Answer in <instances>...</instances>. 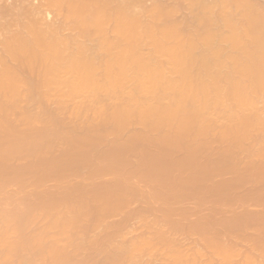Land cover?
Instances as JSON below:
<instances>
[{
	"label": "bare ground",
	"instance_id": "bare-ground-1",
	"mask_svg": "<svg viewBox=\"0 0 264 264\" xmlns=\"http://www.w3.org/2000/svg\"><path fill=\"white\" fill-rule=\"evenodd\" d=\"M145 1H144V5H146ZM147 1H149V0H147ZM159 1H161V0H159ZM174 1H176V0H174ZM185 1H186V3L188 2L187 5H188V7L190 9V10L189 9L188 10L190 11V18L192 19L191 21H193V22L196 21L198 24H200L199 27L202 28V30L200 29L198 31L199 27L198 28L195 27L194 25H196V24H192V22H191L190 25H191V27L193 25L194 29L192 27L188 31V29L185 27L186 30L188 31L187 32V31H185L182 28L183 25H184L183 22H182L183 25H181V28H182V30H184V33L185 32L188 33V34L185 33L187 35H183V33L181 32L180 28L179 29L177 28V27H180V26H178V25L174 26V24H176V23L173 22V24H172V22H170V19H174V18H171V16L174 15V12H176V11H174V10H176V7L174 6L172 8H168L167 9L166 8L167 6L162 7V6H159V5L155 4L154 2H157L156 0L152 1L153 2L152 4H155V5H153L152 8H151L152 5L150 7H147L148 5H146L145 6L146 9L145 8H140L141 5H143L142 3H140V2H143L142 0H0V117L1 118L2 117L5 118V120H6V118L9 117V114L11 113V109L12 110L16 109L15 107H13L11 105L15 104L18 100L21 102V100L24 98L25 95H23L22 99L18 98L21 94H23V93H19V90L21 89V87H22L21 90H23V83L22 82H23V80H25V79L22 78L23 75H21V74H26L27 75L29 73V76L35 77L36 80H40V84L37 85L39 91H40V89H42V91H43V89L46 88V90H45L46 93H47V91H50L51 93L56 94V96H54V97H52L49 94V96H50L49 98L51 100L55 99V101H57V102L59 100L63 101L62 98H60V99L58 98V100H57L56 97H58V96H60V97L63 96V97H68V98L69 97H77V96H79L80 99H82L81 96H83V97H85V99L83 98L82 101H80V99H76L78 101H76L75 104H77V102H81V103L83 102L84 103V101L87 100L86 102H88L89 105H90V103L95 102L94 100L97 99V98L93 97L92 94H94V93L96 94L98 92V94H96V95H97V97H99L98 95H100L99 98L102 101V99L105 97L103 94H105L104 92H106V91L108 93L105 94V95L106 96L109 95L107 97H110V98H107V100L109 99L108 102L110 100H112V102L115 103V102H117L118 99H120V96L122 97V99H125V101H127V102L130 99L131 100L130 102H132V105H136V106L127 105L126 106L127 109L123 106V108L126 109V110H124V109L121 110V108L118 106L119 107L118 110H121L122 114L119 113L118 111H116L117 108H114V106H116V103L114 105L112 102H110L109 104L112 103L114 106H112V108L111 107H107L106 108V106H110V105H106L108 103L106 101V98L104 99L105 102L104 103L101 102L100 105L98 104L100 102L97 101L96 102L97 105L100 106L98 108H101L102 104H104L105 108L109 112L111 111L110 109H112V111L115 109L114 111L116 113H119V114H116V113H113L114 112L113 111V112H110V114L111 115L114 114V115L110 116V115L107 114V112H104V117L101 116L99 118V120H97V119H98L99 115H101V114L95 115V118H94V115H93V117L90 118L88 116L91 115V114H87V113H89V112H87L86 115H88V116L83 117L84 112L88 111V110H86V108L83 107V105L85 106L86 102L84 104L82 103L83 105L79 104L81 106H79L78 104L76 106L73 103L74 100L72 101L71 98H69V100H68L69 103H67V104H70V102H72L71 105H74V106H72V107H67L66 106V108H65V105H67V104H65L66 102L64 103L65 100L63 101V103H64L63 106L61 105V104H63L62 102H58V103L55 102L57 105L59 104V106L62 107L61 108L62 110H66V109L70 108V111H71L70 114L73 113L75 111V109H77L76 107H78V108L79 107H83V108L80 109L81 111H83L82 109L86 110V111L84 110L82 112L83 114L81 113V111L79 112L78 109L76 110L79 113H81L80 116H79V117H81L80 119L85 120V118H89L91 121L89 120L88 122H91V123H93L92 121L95 120L96 118H97L96 120L98 122L107 121L109 123V125H114V127L112 126L113 132H114L115 129L118 130L116 132L117 135L118 134L119 135L122 134V133H119V132L122 131V130H119V129H123V130L126 129V128H124L125 127V123H126V117H129V119H130L131 116L137 115L134 118L135 120H133V117H132V119L130 121H132V120L135 121V122L138 121L139 119L136 120V118H138V116L140 118H143V119H145V117H146V120L147 119L148 120L147 121L145 120V121L148 122V124L147 123H143V124H145L146 126L147 125L152 126L151 128H154V127L157 128V126H159V128L155 129V131H156L155 135L158 134L162 130L161 127L165 126L168 123L170 124L171 121L172 122L177 121V120H175L176 118L177 119H182V118L186 117L188 119V117L189 118L191 117L192 120H190V121L187 120V122H186L185 121L186 119H185V120H183V121H185V123L184 122H180V124H182L183 127L184 126L185 127H189L190 126L189 129L195 130L194 132H196V133L195 134L191 133L192 131H190V130H189L190 132L183 131V135L182 136L185 135L184 133H186V134L189 133V134H194L193 136L199 137L200 136L199 134L200 133L204 134L205 130L208 133H210L211 131L213 132L214 129L216 128L215 126H217L216 124L214 125V123L216 122L215 118H216V116L221 115L222 117H226V118L230 119V122H229L228 125H225V126H224V124L222 125V126H224V128L227 126V129H228V131H230V133H228V131H225V130H223V131L227 132V135L230 134L229 136H231L232 138H233V135L235 136V133H236L237 137L241 136V137H238V138L235 136L233 138L237 142H235L233 139H230L231 137H229L230 141L231 140L234 141V142H231L230 145L233 146V148H234L235 147L234 144H236V147L240 148L241 144L245 143L244 141H246L244 137H248V139L251 138V137H249L250 134H248V133H250V132H248V131H246L247 133L244 132L245 133L244 137H242V135L244 133H239L238 131H241L243 128H246V127L250 130L251 129L250 128L251 125H254V124H255L254 126L260 125L257 128H259V127L262 128L261 124H264V121H262V123H260L261 120H264V111L262 112V110H260L261 108H259V107H258L259 109H257V106H259L257 104L264 97V95H263V97L261 99H259V97L257 95L259 93L264 92V0H262L261 4L258 3L260 0H257L258 2H256L255 0H218V1L214 0V2H216L215 4H219L220 6L212 4L214 2L210 3V1H208V0H206V2L203 1V0H185ZM172 2H173V0H172ZM180 2H182V1H180ZM209 3L212 6H210ZM163 5H165V4H163ZM167 5H169V4H167ZM172 5H173V3H172ZM135 6L137 8H135ZM216 6L217 7L219 6L218 7L219 8V12H218V10L214 11V12H216V14H215V13H213V9L214 10L217 9ZM228 6L233 8V9L229 8ZM133 7H134V9H133ZM179 8H180V6H179ZM179 8H178V10H179ZM141 9H145V10H141ZM140 10H141V12H140ZM136 11H138V12H136ZM144 14H146V15H144ZM180 15H182V14L180 13ZM186 18H187V16H186ZM180 20L182 21L183 19L180 18ZM198 24H197V26H198ZM189 28H190V26H189ZM67 31L71 33L68 36L65 34V33H67ZM89 40H92V41H89ZM76 41L78 43H74ZM86 42H88V43H86ZM88 44H90L92 46H90ZM33 73H35V75H37V76H35ZM27 77H28V75H27ZM35 78H29L28 77V82L31 83L30 81L31 80L34 81ZM248 80L249 81L251 80L250 81L251 84H248L249 83V82H247ZM253 80L255 82H253ZM25 83H26V80H25ZM252 83H254V84H252ZM29 85H32V83L29 84ZM42 85H43V87H41ZM24 89H26V88H24ZM28 89H30V88L28 87ZM42 91L39 92L41 95H43ZM102 91H104V92H102ZM133 91L137 92L136 95H138V96H136L134 94L135 92H133ZM46 93L44 94L46 97L43 95L44 96L43 100L45 98H47L49 100V98L47 97ZM86 93H90L91 94V96L89 94L88 95L90 97H92L91 99L93 101H91V102L88 101V99H90V97H86ZM100 93H102V94H100ZM54 94H52V95H54ZM80 94H81V96H80ZM83 94H85V96ZM102 95H103V98L101 97ZM43 96H41V97H43ZM123 96H125V97L123 98ZM147 96H150L151 98L154 97L155 101H153V99H151V98H149ZM26 97H28V96H26ZM111 97H114L116 101H114ZM255 97H257V98H255ZM12 99H13V101H15L17 99V101L13 102ZM47 99H45V100H47ZM5 100L6 101L7 100H11L13 102L12 104L8 103V104H11L10 105L11 108H9V107L7 108V106L4 107V105H7ZM39 100H41V99L39 98ZM32 101H34V100H32ZM47 101H45V102H47ZM24 102H26V101L24 100ZM120 102L122 103V101H120ZM88 103L86 105H88ZM16 104L18 105V103H16ZM16 104H15V106L17 107ZM37 105H39V103ZM71 105H69V106H71ZM89 105L87 106V108L91 109L92 106L90 105L91 107H89ZM123 105H126V104L124 103ZM47 106H49V105H47ZM21 107H23V106H21ZM72 108L73 109L75 108V109L71 110ZM8 109H9L10 112L7 111ZM94 109H97V106H96V108H94V107L92 108L93 111H94ZM22 110H26V109H22ZM258 111H260V112H258ZM12 112H14V111H12ZM39 112H41V111H39ZM65 112H67V111H65ZM78 112H76V113H78ZM133 112H135V113H133ZM79 113L75 114V115L78 116ZM101 113H103L102 110H101ZM259 113H260V115H259ZM5 114L6 115L8 114V116L4 117ZM12 114H14V113H12ZM24 114H26V113H24ZM41 114L43 115V113H41ZM131 114H133V115H131ZM27 115L28 114H26L24 116L26 117ZM19 116H21L20 117V118H22L21 120L24 121L23 118H25V117H23V114L19 115ZM34 116H35V114H34ZM39 116H41V115H39ZM49 116H51V114ZM113 116H115V117L119 116L120 120H122V121L124 120L123 121L124 123L122 125L123 127L121 126L122 123L120 124V122H118V120L116 121V123H118V124H112V123L115 122L114 120H112ZM15 117H17V116H15ZM79 117H77V118H79ZM105 117H107V118H105ZM123 117L125 119H123ZM153 117L157 121H161V120L163 121L164 120L163 124H161L162 121H161V123L154 122L152 120ZM180 117H182V118H180ZM192 117L193 118H195V117L198 118L199 122L201 121L200 117H212V118H207L206 120L203 119V120H205L204 122L210 121L209 124H207V123H203L202 122L203 120H202L201 122L203 123V126L202 125H198V124L189 125V123L196 121V118L193 119ZM258 117H259V119L256 120V118H258ZM32 118H35V117H31V118L27 117L25 122L26 123H27V121L31 122V123H29V122L27 123L28 126L29 125L30 126H38V125H35L34 123L39 122L40 119L36 122L37 118H35L36 119L35 121H34V119L31 120ZM61 118H63V117H61ZM70 118H72V116ZM109 118H112V119H109ZM226 118H225V121L228 120ZM43 119H44V117H43ZM49 119H51V118H49ZM143 119L139 120V122L140 121L145 122ZM210 119H214V120H210ZM13 120H15V118ZM87 120L88 119H86L85 124H86ZM110 120H112V121H110ZM252 120H254L253 121V122H255L254 124H252V122H251ZM258 120H260V122H258ZM179 121H181V120H179ZM222 121H224V119H222ZM2 122H6V121H1L0 123H2ZM142 122H140V124L138 122H136V123L139 124V125H143ZM151 122H152V124L150 125ZM164 122H168V123L165 124ZM172 122H171V124H172ZM199 122H197V123H199ZM212 122H214V123H212ZM256 122H258L260 124H258ZM7 123L8 122L2 123L4 125L0 124V125L4 126V128H1V126H0V130L6 129L5 130L6 133L9 132L8 131L9 129H7V127L5 128V124H7ZM42 123H43V121H42ZM91 123H88L85 126H91L92 125ZM104 123H103V125H105ZM153 123L154 124L156 123L157 125H153ZM174 123H176V122H174ZM210 123L212 125H214V126L210 127L211 131L208 129L209 127L206 128V126H209ZM220 123H223V122H221V120H220ZM94 124H96V123H94ZM159 124H161V125H159ZM169 124H168V127L170 126ZM205 124H207V125L205 126ZM65 125H67V124H65ZM117 125H118V128H119V126H121L122 128L118 129ZM187 125H189V126H187ZM195 125H197V128L199 126H202V128H204V131H202L203 129H197ZM7 126H9V125H7ZM232 126H234V127H232ZM46 127H50V126H46ZM130 127H132V126H130ZM168 127L166 125L164 127V129H163L164 132L161 131L163 133H160V134H162V137L164 138V140H167V139H165L166 138L165 135H167V134H165V131L166 132L169 131V130H166ZM171 127H173L175 129L177 127V125L173 124ZM192 127L195 128V129H193ZM212 127H214V128L212 129ZM25 128L27 129L28 127H25ZM40 128H38V129H40ZM151 128H149V129H151ZM236 128H240L241 130L237 129V130H235L237 132L232 133V130L234 131V129H236ZM247 128H246V130H248ZM254 128L256 129V127H254ZM263 128H264V126H263ZM21 129H23V128H21ZM34 129H36V128H34ZM57 129H59V128L57 127ZM158 129H159V132H157ZM177 129H175V131H177ZM255 129L250 130V131H256V133H259L257 131L260 130V132L262 133L263 129L262 130L260 128H259V130H255ZM10 130H12V129H10ZM51 130H52V128H50V131ZM196 130H198L200 132H198ZM26 131H28V130H26ZM31 131H33V130H31ZM153 131H151V132L149 131V134L146 133L148 135L144 139H149L150 137L154 136L153 133H152ZM243 131H245V129H243ZM243 131H241V132H243ZM5 132H3V130H2V133H5ZM224 132H222V133H224ZM2 133H0V134L3 135ZM6 133H5L6 137L4 136L5 139H1L0 141H3V140L7 139V137H8L7 135H9V134H6ZM33 133H35V132H33ZM56 133L58 134V132H56ZM222 133H220V131H219V133H218L219 134V137H218L219 139H221V137H220L221 135H224V136L226 135L225 133L224 134H222ZM36 134H38V133H36ZM41 134L42 133L40 132V134H39L40 136L38 135L39 137L37 135L33 134V135H35L34 137L39 139V140L37 139L38 141L36 140V142H34L35 140L31 137V135H29L32 140L28 139L27 141H29V142L25 141L31 147L30 148L31 150L29 152H31L33 149H35V151H36L37 148H39V150H37V152H40V150L43 149L41 146H46L47 145L46 143H48L49 141L46 138L44 139L45 133L42 136H41ZM82 134H84V132ZM90 134H92V133H90ZM101 134H103V133H101ZM150 134L152 136H150ZM160 134H158L160 136L159 139H160V141H163V140H161L162 138H161ZM189 134H187L186 136H188ZM240 134H242V135H240ZM246 134H247V136H246ZM1 135H0V138H2ZM53 135H56V134H53ZM62 135H64V134H62ZM77 135L80 136L79 134H77ZM142 135L144 137L145 133H143ZM204 135H201V136H204ZM56 136H54V138ZM96 136H98V135H96ZM100 136H102V135H99V137ZM167 136L168 137H175V136H172V135H167ZM259 136L260 135H258L257 137H259ZM263 136H264V133H263ZM11 137H13V136H11ZM27 137L25 136V138H27ZM40 137L43 138V139H41ZM59 137H61V136H59ZM108 137H110V136H108ZM138 137H139V135L136 134L135 138L137 139ZM190 137H191V135H190ZM257 137L255 136V138H257ZM260 137H259V139H260ZM13 138H15V137H13ZM62 138H65V137H62ZM115 138H117V137H115ZM128 138H130V137H128ZM175 138L173 140H175ZM177 138H176L177 140H175V144H177V145L171 144L172 140H169L171 143L168 142V141H165L168 144V145L167 144L166 145L167 146H171V147L174 148V147H178L179 144H181L183 142L182 141L183 138L186 140V137H182V139H179V137H177ZM240 138L242 139V142H241V144L239 143L240 145H238V142H240V140H239ZM9 139H10V137L8 138L7 142H9ZM189 139H191V138H189ZM215 139H217V138H215ZM227 139L228 138L225 139V137L223 139V137H222V140H227ZM24 140H26V139H24ZM41 140H44V141H41ZM70 140L71 139H69V141ZM150 140H152V139L150 138ZM179 140L182 141V142H180ZM195 140H196V138H195ZM229 140H227L228 142L226 141L225 145H227V143L228 144L230 143ZM262 140H264V139H261L260 141L259 140L258 141L256 140V141L257 142H264ZM14 141H17V140H14ZM62 141L65 142L64 140H62ZM111 141H114V142L117 143V141H115V140H111ZM144 141H146V140H144ZM176 141H179V144ZM4 142H0V144L4 143ZM13 142H11V143H13ZM17 142H21V146L17 147V148H21V149H18V150H20V151H18L17 148L13 149L12 145H11L9 150H11L13 152V154H15V152H17V154L19 156L20 154L18 152L22 153L23 151L29 150V146H25V142L22 143V141H20V140L17 141ZM31 142H32V144H30ZM41 142H43V145L39 144L40 146H37L38 143H41ZM44 142H46V143H44ZM66 142H68V141H66ZM155 142L159 143L158 141H155ZM165 142H162V146H163V144H165ZM194 142H196V141H194ZM194 142H191V143L195 144ZM222 142H225V141H222ZM58 143H60V142H57V144ZM84 143L87 144L88 142H84ZM5 144H6V142L4 144H1V145H5ZM44 144H46V145H44ZM182 144H186V142L182 143ZM255 144H257V143L255 142ZM260 144L262 145V143H260ZM7 145H5V146H7ZM22 145H24V147H26V148L28 147L27 150L26 149L23 150L24 147ZM31 145L35 146V148L33 146H31ZM172 145H174V146H172ZM61 146L63 147L64 145H61ZM162 146L160 145L159 147L162 148ZM165 146H163V147H165ZM188 146H190V145H188ZM242 146H245V144H243ZM262 146H264V144ZM49 147H51V145H49ZM191 147H192V149L194 148L193 146H191ZM248 147H250V146H248ZM248 147H243V148L241 147L240 149H244V151L246 150L245 153L248 152L247 154H251V153L253 154L254 153L257 156L256 159L258 158V155L255 153V151L264 153L263 151H257L255 149H253L254 147H250V148H252V151L253 150H255V151H253V152L251 151L249 153V150H251V149L248 148ZM259 147H260V145H259ZM141 148H143V146ZM180 148H178V149H180ZM196 148L197 147H195L194 149H196ZM205 148H208V147L205 146L203 149H205ZM227 148H229V147H227ZM260 148H256V149H259V150L264 149L262 147H260ZM0 149L3 150V151H0V154L2 156L11 158V157H15V155H16V154L15 155H13V154L9 155V151H8V149H5V147L4 148H0ZM60 149H62V148H60ZM123 149H125V148H123ZM146 149H149V148H146ZM156 149H157V147H156ZM162 149H164V148H162ZM168 149H170V148H168ZM218 149H220V148H218ZM236 149H238V148H236ZM240 149H238V150L240 151ZM21 150H23V151H21ZM46 150H48V149H46ZM54 150H56V149H54ZM83 150H85V149H83ZM113 150H115V149H113ZM158 150H160V149L158 148ZM171 150H173V149L171 148ZM215 150H216V148H215ZM51 151H53V150H51ZM174 151H176V150H174ZM190 151H192V150H190ZM41 152H43V151H41ZM80 152H82V150ZM88 152L89 151H87L86 153H88ZM112 152H114V151H112ZM219 152L222 153V151H219ZM2 153L3 154L5 153V155H3ZM114 153L116 154V152H114ZM145 153H147V152H145ZM186 153H188V152H186ZM190 153H192V152H190ZM221 153H218V154H221ZM229 153H225V154L228 155ZM232 153L233 152H231L230 154H232ZM237 153H239V152H237ZM241 153H244V152H241ZM6 154H8V155H6ZM38 154H40V153H38ZM38 154H35V155H38ZM48 154H50V152ZM54 154H56V153H54ZM234 154H236V153H234ZM252 154L249 155V156H252ZM1 155H0V157H1L0 160L4 159V160H2V162L5 161V160H9L8 158H2ZM40 155H42V154H40ZM205 155H207V154H205ZM222 155H224V154H222ZM222 155L220 156V158H222V157L226 158L225 156H222ZM18 156H16V157H18ZM48 156H50V155H48ZM69 156H71V155H69ZM115 156H117V155H115ZM166 156H168V155L166 154ZM234 156H237V155H234ZM259 156H264V155L263 154H261V155L259 154ZM30 157H32V156H30ZM33 157H35V156H33ZM42 157L44 158V156H42ZM75 157H77V156H75ZM157 157H159V156H157ZM211 157H214V156H211ZM130 158H132V156ZM220 158H218V159H220ZM251 158L253 159L254 157H251ZM14 159H17V158H14ZM27 159H25V161ZM189 159H191V158H189ZM230 159H231V157H230ZM240 159H242V158H240ZM44 160H47V159H44ZM119 160H121V158ZM138 160H139V158H138ZM153 160L155 161V159H153ZM153 160H151V162ZM254 160L255 159H253L252 163H255V165H259V166L263 165L264 166V158H263V161H261V162H263V164H260L261 162L259 163V161L261 159L255 160L256 162H254ZM115 161L118 162L117 160H114V162ZM158 161H160V160H158ZM164 161H166V160H164ZM172 161H175V160H172ZM190 161L191 160H189V162ZM202 161H204V160H202ZM233 161H232V163H234ZM241 162H243V161H241ZM0 163H1V161H0ZM168 163L170 164V162H168ZM221 163L222 162H220V166L223 167V165H221ZM224 163L225 162H223V164ZM235 163H237V162H235ZM247 163H245V165ZM252 163H250V166H252ZM160 164H161V162H160ZM228 164H230V163H228ZM7 165H9V164L7 163ZM14 165H18V164H14ZM142 165L144 166V164H142ZM155 165H157V164H155ZM164 165H167V163L163 164V166ZM206 165H208V164H206ZM217 165H219V164H217ZM108 166L111 167L110 165H108ZM190 166H192V165H190ZM230 166H232V165L226 166V168L228 169V167H230ZM87 167H89V166H87ZM113 167L115 168V166H113ZM132 167H134V166H132ZM172 167H174V166H172ZM211 167H212V165H211ZM253 167H254V169H253L254 171L256 170L255 168L258 169V170H256L258 174H259L260 170H261L260 173H264V171L262 172V168H261L262 166L259 167V168L257 166H253ZM27 168H29V167H25V169H27ZM119 168H121V167H119ZM127 168H128V166H127ZM238 168H241V167H238ZM131 169H133V168H131ZM227 169H225V170L227 171ZM10 170H12V169H10ZM17 170H19V169H17ZM156 170L157 169H155V171ZM162 170H165V169H162ZM231 170L228 169V172L231 171ZM92 171L90 173H92ZM110 171H113V170H110ZM169 171H171V170H169ZM197 171H198V169H197ZM220 171H221V169H220ZM226 171H225V174H226ZM2 172H3V170H2ZM4 172L6 173V171H4ZM14 172H16V171L14 170ZM130 172H131V170H130ZM110 173H112V172H110ZM125 173H127V171ZM150 173H152V172H150ZM167 173H169V172H167ZM87 174H89V173H87ZM106 174H107V172H106ZM121 174H124V173H121ZM137 174H138V172H137ZM244 174H247V173H244ZM15 175L16 174L14 173V178H12L13 176L11 175L10 177L12 179H10V180L8 179V180L3 181L4 180L3 179L0 182V186L2 187L5 184V182L6 183L9 182V184H10L11 181H14L13 179L16 180ZM20 175H21V173H20ZM24 175L27 178H29L31 176V175L30 176H26L27 174H24ZM98 175H99V173H98ZM255 175H257V174H255ZM1 176H4V175L0 174V177ZM66 176H68V175H66ZM112 176H114V175H112ZM119 176H121V175H119ZM153 176H155V175L153 174ZM167 176H165V177H167ZM221 176H223V175H221ZM236 176L237 175H235L234 177H236ZM263 176L264 175H262V177ZM4 177H6L5 179H7V176H4ZM16 177L18 178V176H16ZM37 177H39V176H37ZM49 177H51V176H49ZM57 177H58V175H57ZM137 177H139V176H137ZM217 177H219V176H217ZM234 177H232V178L234 179ZM249 177H251V176H249ZM123 178H124V176H123ZM29 179L31 180L32 178H29ZM161 179L164 180L163 178H161ZM206 179L207 178H205V180ZM0 180H1V178H0ZM18 180H16V183H17ZM141 180H143V179H141ZM175 180L178 181V179H175ZM260 180L257 183H259ZM31 181H33V180H31ZM56 181H60V180H56ZM124 181H127V180H124ZM238 181H235V182H238ZM241 181H243V179ZM248 181L249 180H247V182ZM39 182H41V181H39ZM39 182H37L36 184L40 185V184H38ZM247 182H244V183H247ZM20 183H22V182H20ZM28 183H30V181H28ZM118 183L119 184L120 183L124 184V183H122V181H120ZM153 183L156 184L155 182H153ZM176 183H178V182H176ZM30 184H31L30 186L33 187L32 185H34V183L33 184L30 183ZM41 184H43V182ZM105 184L107 185V183H105ZM126 184H128V183H126ZM174 184H175V182H174ZM241 184H243V183H241ZM21 185H24V184H21ZM94 186H96V185H94ZM182 186H184L186 188L188 187V185L185 186V184L182 185ZM182 186H179V187L181 188ZM37 187H39V186H37ZM90 187H92V186H90ZM108 187H110V186H108ZM162 187H163V185H162ZM179 187L175 186V188H177V189H179ZM192 187H194V188H192ZM192 187H189L192 190H189V188H187L189 191H187V190L183 191L184 189H181V191H177V189H173L172 188L176 192H174L173 194H171L172 193L171 192L168 196H167L168 193L166 194V192H167L166 191V187H164L165 189L163 188L164 190L163 189H159V188H157V189L153 188L152 190L155 189L157 193H158V189L161 190L162 193H161V195L159 197L163 198L162 194L164 193V194H166V195H164V199L166 201L165 200L164 201L165 202H169V200H170L171 203H172V201H179L180 202V200H183V199H186L187 197H190L192 195V193L194 192L193 190H195L199 186H192ZM244 187H246V185H244ZM33 188H35V187H33ZM119 188L117 186V188L115 190H113L112 188H111V190L116 192ZM122 188H124V187H122ZM122 188H121V190H125V191H123V193H125L126 191H128V189H130V188H126V187L124 189H122ZM255 188H257V187H255ZM3 189L4 188L0 189V191L1 190L3 191ZM82 189H84V187H82ZM249 189H251V188H249ZM105 190L108 191V193L106 192V194H109L108 196H110V195H112L114 193L112 191L110 192L109 188L105 189ZM105 190H102L104 192H102V191H99V192H102L101 194H103V193L105 194ZM133 190H135V189H133ZM197 190H199V189H197ZM137 191L141 192L138 189H137ZM137 191H135L136 193L135 192L134 193L137 194ZM218 191L219 192H217V194L219 193V195H222V193H220L222 190L220 189ZM38 192H40V191H38ZM84 192H86V190ZM119 192H120V189L116 193H119ZM156 192H155V195H156ZM233 192H234V190H233ZM33 193H37V192H33ZM71 193H73V192H71ZM121 193H122V191H121ZM131 193L133 194V191ZM199 193L200 192H198L197 194H199ZM256 193H254V194H256ZM16 194H18V192H16ZM43 194H45V192H43ZM68 194H70V193H68ZM106 194L104 195L103 198H105ZM158 194H160V193H158ZM213 194H216V192L213 193ZM4 195H1V196H4ZM34 195L35 194H32L30 198H32V196H34ZM78 195H80V194H78ZM100 195L96 194L94 197H96V196H98V197L94 198V200L91 199V201H93V203L95 204L94 207L96 208L97 206H99V205H96V204H99V203H96L97 200L99 202L101 200H103L102 201V205L99 206L98 208H96V210L99 209V211L101 212L102 215H106L105 213H110V212L121 210L122 208L125 207V205H127V201L129 200V199H127L128 196H126V198L124 199L126 193L125 194H120V196H122V197H120L118 199V201H115V200H117V198L119 196L110 198V200L107 201L109 197H107L106 199H103V198L99 199ZM114 195H115V193H114ZM142 195H144V192H143ZM259 195H261V194L259 193ZM72 196H74V195H72ZM101 196H103V195H101ZM152 196H154V195H152ZM195 196L196 195H194V197ZM60 197L61 196H59V198ZM85 197H87V196H84V198ZM110 197H112V196H110ZM134 197H136V196L134 195ZM144 197H146V196H144ZM156 197H158V196H155V198ZM213 197H215V196H213ZM219 197L220 196H218V198ZM9 198H7V199H9ZM71 198H66V197L64 199L61 198L62 200H60V201H55L54 199L53 200L50 199L52 201H47V200L46 201H40L41 200L40 199L39 200L40 202L37 201L38 202V206L35 207V208H31L30 205H25V206H29V207H25V206H23L21 201L12 202V205H10L8 202H7L8 204L5 202L9 206L5 205V207H2V202H4V201H0V264H32L33 261L32 262H25V261L13 259L14 256H16L14 254L18 253L17 249L22 247V245H23V244L20 243V240H21L20 238L22 237V236L20 237V232H24L23 228H24V230H29L27 228L30 227V225L33 223L32 221H34L37 218L36 217L37 214L35 213V210L39 209V210H41V212H43L45 210L46 213H50V212L52 213L53 211L55 212V210L58 211L61 208L60 205H64L66 208L64 206H62V207H64V209H62V211H61V212H64V213L61 214L60 212H58L61 215H58V214L55 215V213L53 212L55 217L52 216V214L51 215L47 214V215H43L42 216V218L44 217L43 218L44 219V223H45V221L47 219L52 217L51 219L47 220V221H50L49 222L50 225H48V227L44 226L45 228H47V229L51 228L52 227L51 223L53 225V228H55L54 225L56 224V222L58 220L56 218V216L58 215L57 217H59L60 220H63L62 218H64V217L60 218V216L65 214L66 210L70 209V207H71L69 205L70 203L76 202L75 201L76 199L73 200ZM114 198H116V199H114ZM151 198H153V197H151ZM0 199H4V197L3 198L0 197ZM17 199L21 200L20 198H17ZM95 199H96V202H94ZM132 199H134V198H132ZM146 199H148V198H146ZM156 199H158V198H156ZM13 200H15V199H13ZM29 200H32V199H29ZM33 200H35V199H33ZM71 200H73V201H71ZM87 200H89V199L87 198ZM111 200L114 201V202H112ZM69 201H71V202H69ZM132 201L133 200H131V202ZM148 201H149V199H148ZM156 201H158V200H156ZM185 201L183 203H185ZM80 202H82V203H77V204L82 205L81 207H83V206L85 207V205L88 206L86 208H82L85 212L81 209L80 206L77 207V205L75 204V208H73L72 210L70 209L69 212L67 211V213H69V214L66 213L67 215H69V218L72 217V216L74 217L73 214H76V217L78 218L76 220H78V221H69V218H67L66 214H65V216H66L65 220L68 219L69 222H73L75 224V223L79 222V216L81 217L80 221L83 222V220L85 219L86 216L84 218H82L84 216L82 213H84V214L87 213V215H89V213L91 214L92 212L94 213V211H92V209L90 208L92 206H89V203H87L88 204L87 205L85 203V201H83V199ZM234 202H235V200H234ZM253 202H255V201H253ZM145 203H148V202H145ZM178 203L175 202V205L178 204ZM237 203H238V201H237ZM239 203H241V202H239ZM258 203H260V202H258ZM24 204H26V203H24ZM103 204L104 205L107 204V206H105L104 209H103V207H104ZM142 204H144V203H142ZM191 204H193V203H191ZM261 204L264 206L263 203H261ZM180 205H178V206H180ZM211 205H212V203H211ZM56 206H59L60 208L56 207ZM157 206L158 205H156V207ZM169 206L170 205H168V207ZM178 206H176V207H178ZM256 206H258V205H256ZM46 207L49 210H47V209H43L42 210V208H46ZM51 207H54V208H51ZM76 207H77V209H80L82 211H80V210L77 211ZM207 207H209V206H207ZM155 208H153V209H155ZM178 208H180V207H178ZM52 209H54V210L52 211ZM106 209H108V211ZM159 209H157V210H159ZM86 210H88L90 212H88V211L86 212ZM139 210H141V209H139ZM167 210H168V208L165 209V211H167ZM73 211H74V213H73ZM130 211H128V212L130 213ZM148 211H149L148 213H150V215L153 214V213H151L152 211L150 209ZM172 211L175 212V210H172ZM224 211H226V210H224ZM241 211H243V210H241ZM41 212H40V214H41ZM78 212H80L81 214L80 213L77 214ZM176 212H181V211L178 210ZM46 213L43 212L42 214H46ZM134 213H136V212H134ZM168 213H170V211ZM217 213H219V211ZM228 213H231V212H228ZM71 214H72V216H71ZM98 214H99V212H98ZM101 214H99V215L96 214V216L97 217L98 216L101 217L102 216ZM155 214L157 215L158 213H155ZM170 214H172V213H170ZM178 214H180V213H178ZM214 214H216V213H214ZM245 214H247V213H245ZM251 214H252V212H251ZM181 215H187V216L191 217L188 214H181ZM240 215H243V214H240ZM46 216H47V219L45 218ZM144 216H146V215L144 214ZM157 216H159V215H157ZM238 216L239 215H237V217ZM76 217H74V218H76ZM126 217H128V216H126ZM185 217H184V219H185ZM189 217H186V219H188ZM39 218L42 219L41 217H39ZM74 218H72V219L70 218V220H73ZM130 218H132V217H130ZM160 218L164 219L163 220V225H164V223H165L164 221L166 220L165 216H161ZM160 218L154 217V219L160 220L158 222H162ZM202 218H204V217H201V218L197 217L196 219H199V220L194 219L195 220L194 223H192L191 225L188 224L189 225L188 227L184 226L183 223H179V221L177 220V217L176 218L175 217L172 218L173 220H171V221H168L169 220L168 219L166 223L168 224V222H170L168 225H171L172 228H170L167 224H166V226H167L166 228L169 227V229H171V231L169 229H166V228L163 229V227H162L163 225L162 224H161V226H159L160 224L157 223L158 224L157 225L158 227H157L155 225V221H157V220L152 221L153 219H149V220H151L150 222H149V220L148 221H144L145 223L149 222V224H145V226L149 230V231L147 230L148 233L151 231V234L147 235V236H152L150 239L153 242L149 239V237H146V239H144L145 237H143L142 235L138 236V234H137L138 238L137 237L136 238L139 241L144 242V244H147V247L148 246H150V247H148V249H147L144 246H142L143 248H141V246L140 247L137 246V244L133 243V242H135V241L138 242V240H135L134 238L133 239L135 241H132L133 239H130V240L126 239L124 241V242H126L127 240L130 241L131 243L128 242V246H132V247H123V244H124L123 243V237L125 238V236L120 234L121 235L120 237H121V240H122L123 244H120V245L118 244L119 245L118 247H117L116 244H115L116 245L115 246L114 243H110L112 245H108V246H111V247L115 246V249L113 247L111 248L112 250H114V253H113V255L111 254L112 257H109L110 258L109 261H111V259H112L111 264H167V262L166 263H162L161 261H160V263H156L159 260V258L156 259L157 261L154 258H156V256L160 257V255H162L160 258L164 259V261H168L169 264H198V263L207 264L211 260L209 261V259H208V260H204L203 261V259L201 257H204L205 253H200V252H202V249H207L208 246H209L210 249H208V251L209 250H212L213 252L221 251V252H223L222 254H225L224 256L226 257V258H224V257H222V254H219L218 257L220 259H222V260H220V261L218 260L219 261L218 263H216V262H214V263H216V264H230L231 263L232 264L233 261L231 262V261H228V260H231L232 258L236 259L233 256H236L237 254L235 253L236 254L235 255L234 253H231L232 250H229L231 248H230V246L228 244L229 240L226 238L227 235H225V234L227 232L230 233V231L237 230L235 228L237 226L233 227L231 225V224H233V223H231V221H234V220H231L229 222V220L226 219L225 222L221 223V222L212 221V217L211 218L208 217V219H205V218L202 219ZM52 219L53 220L57 219V220L52 222ZM181 219L183 220V218H181ZM236 219H238V218H236ZM60 220H58V223L55 226L61 227V229H56L55 230V229L51 228V229H53L52 232L49 231L51 235H48V233H47L48 230L44 231L45 229L41 228L42 229L41 230L42 233L41 232L39 233L40 234V238H37V237H39L38 236L39 234H37V235L35 234L33 236L32 235L30 236L31 239L36 237L38 240H35L36 238L32 239V240L28 239L29 240L28 242H31V243H27V244L31 245V247L33 246L35 248L34 245L37 243V242H32L33 240L38 241V243H39V244L37 243L38 245L36 244L37 245L36 247H39V248L44 247L43 250L42 249L40 250L38 248L40 251H38L37 248H35L37 250L31 251L30 250L31 247H29V250L31 252H36L37 251L36 252L37 254L41 253L40 257L41 258L44 257V260H47V262L44 261L45 264H56V262H60V260H62L61 258H63V257L65 258L66 255L70 254L69 252H67L66 249H64V247H62L63 248V252L66 250L63 253L62 250L60 249L61 253L63 254V257L61 256L62 254H60V253L59 254L56 253V255H60L61 257L60 256H58V257L54 256L53 257L52 255H55V251L57 249L55 250V248L53 246H49V245H51L52 242H54L55 244L57 242H59V244L68 243L69 242V240L67 242H65V241L62 242L63 239H61L60 237H58V239H56L55 241L52 240V239H54L55 235H58V232H60V233L61 232H65L64 229H63L65 227V226L63 227V223L65 221L64 222L62 221L63 223L60 224L61 223ZM94 220L96 222H98L96 219H94ZM127 220H129V218ZM142 220H144V219H142ZM138 221H140V220L138 219L137 222ZM172 221H177V222L172 223ZM245 221H247V220H245ZM66 222H67V220H66ZM82 222H79V224L82 223ZM90 222L92 223V221H90ZM116 222H118V221H116ZM127 222H129V221H127ZM151 222H153L154 225ZM254 222H256V221H254ZM68 223H65V224H68ZM150 223L153 226H156L155 230H154V228H151L152 226L147 227V226L150 225ZM216 223H221V225L219 227H217L216 225H218V224H216ZM257 223H259V221ZM46 224H47V222H46ZM83 224L85 225V223H82L81 226H79V228H77L78 226H76L78 224H75V225L71 224L70 226H73L71 228H70V226H68L69 225L68 224L66 226L65 230L68 231V228H69V230H71V229L74 230L76 228V229H78L77 231L74 230L76 232L81 231V230L83 231V229L85 228V226H83ZM99 224H101V223H99ZM250 224L253 225L252 222ZM263 224H264V222H263ZM33 225H36V224L34 223ZM58 225H61V226H58ZM172 225H174V226H172ZM244 225H246V224H244ZM49 226H51V227H49ZM86 226L89 227V224H87ZM92 226H95V225H92ZM138 226H139V224H138ZM142 226H144V225H142ZM239 226H243V225H239ZM122 227H124V226H122ZM160 227L162 229H160ZM113 228H116V227H113ZM30 229H32V228H30ZM108 229L111 230L110 228H108ZM119 229L121 230L122 228H119ZM125 229H127V228H125ZM59 230H62V231H59ZM104 230H107V228L104 229ZM152 230L154 232H152ZM156 230H158V231H156ZM54 231L57 234H55V235L52 234ZM74 231L67 232V235H68V233H70V234L72 233L71 235H73V233H75ZM133 231H135V230H133ZM243 232H244V230L241 231V234H243ZM152 233H154V234H152ZM41 234H46V235H42V236H44L43 238L46 237L50 241L51 240L52 241L49 242V243L44 244V242L49 241V240L48 239L47 240L43 239L41 237ZM186 234H188L189 236H191V235L192 236L193 235L196 236V238H197L196 240L198 242V243L197 242L196 243H197L198 247H199V245H198L199 243L203 244L202 249L201 248L197 249V246H196V248L195 247H193V248L189 247V248H192V249H189V250L193 254H196L195 256L192 253L188 252L189 250H187L186 248H184L182 246L184 240H186L185 242H187L189 240L188 238H190ZM231 234H233V233H231ZM257 234H258V232H257ZM262 234H263L262 236L264 237V233H262ZM153 235L155 236V238L153 237ZM13 236L14 237H18V238L17 239L14 238L15 240H13L12 239ZM48 236H52V238H49ZM140 236H142V237H140ZM186 236H187V239H184ZM69 237H70V235H69ZM71 238L73 239V237L69 238L70 241H71ZM106 238L108 239L107 241L113 242V241H111L112 239H109V237H106ZM153 238L156 239L157 242H159V240H160L161 243H158V244H164V243H169V244L171 243L172 244L173 242H177V243H181V244L179 246V244L176 245L177 243H175V244L173 243L172 245H176V246H172L171 245L172 246L171 248H169V246L167 244H165L164 246H162V245L161 246L160 245L157 246L156 245L157 243L156 244H151V243H155ZM251 238L255 239V240H259L261 237L259 238V236L257 235V236L251 237ZM22 239H25V238H22ZM60 239L62 240L61 242H60ZM82 239H84V238H82ZM194 239H195L194 237L193 238L191 237L190 240L195 242ZM225 239L228 240V242H226ZM39 240L43 241V243L41 242L43 246H41V243H40ZM44 240H46V241H44ZM146 240H148V242L149 241H151V242H149V243L147 242L146 243L145 242ZM21 241H23V240H21ZM90 241H92V240H90ZM90 241H88V242H90ZM238 241H240V240H238ZM24 242H26V241H24ZM72 242H73V240H72ZM32 243H35V244H32ZM98 243H100V242H98ZM229 243H231V241ZM252 243H254V241ZM256 243H259L260 244V248H262L263 251H264V242L260 241V242H256ZM27 244H26V246H27ZM59 244L58 245L56 244V245L59 246V248H61L62 244L61 245H59ZM68 244H71V246H73V248H76V251H78V253L80 252L79 250H77V249L81 248L78 244L76 246L74 245L75 243L72 244L70 242ZM135 244L137 246L136 248L134 246ZM149 244H151V245H149ZM206 244H208V246H206V248H205ZM259 244L257 245V247H259ZM44 245H47V246H44ZM52 245H53V243H52ZM187 245H189V244H187ZM77 246H79V247L77 248ZM124 246H125V244H124ZM165 246H168V248H165ZM184 246H186V245L184 244ZM252 246L253 245H251L250 247H252ZM46 247L47 248L52 247V248H50L51 250L54 249V250H52L53 251V254L51 253L52 255L48 254V252H49L48 250L49 249H47V252L45 251ZM121 247H123V248H121ZM154 247H156V248H154ZM157 247H161V248L159 249ZM24 248H26V247H24ZM59 248H58V250H59ZM90 248H92V247H90ZM129 248H131V249H129ZM140 248L142 249V251L143 250L144 251L147 250V251H145V253H144V251L140 252L141 250L140 251L138 250ZM212 248L215 249V251ZM99 249H101V248H99ZM111 249H110V251H112ZM155 249L159 250V252L160 251L167 252V254L169 256L167 254H164V252H161V253L158 252V254L156 255V253H155L156 250ZM164 249H167V250H164ZM193 249H195L196 251L195 250L193 251ZM257 249L259 250V248H257ZM25 250H28V249H25ZM149 250L151 252H149ZM153 250H155V252L153 254H150V253H152ZM228 250L231 251V252H229ZM42 251H44L43 252L44 254L47 253L48 255H51L50 256L51 260H53V258H55L57 260L54 259L53 262H51L48 256L46 258H45V256H42V254H43ZM52 251H50V252H52ZM76 251L73 250V252H76ZM253 251H255V250H253ZM22 252H24V251H22ZM36 253H35V255H36ZM66 253H68V254H66ZM78 253H74V254L77 255ZM140 253L150 254V255H148L149 258L146 255H144V256H146V258H144L142 256V254H140ZM259 253H261V252H259ZM154 254L156 255L155 257H153ZM208 254L209 253H207V255ZM227 254H230V255H227ZM76 255H73V256L77 257ZM84 255H85V253H84ZM188 255H190V256H188ZM201 255H203V256H201ZM18 256L22 257L21 255H18ZM69 256L70 255H68V257ZM86 256H88V255H86ZM95 256L96 255H94V257ZM213 256H214V258L216 257L215 255H213ZM250 256H253V255H250ZM250 256L247 255V256H245L246 258L244 257V260H248L247 257H249L250 260L247 261L248 263H246V261H244V260H242L243 263L242 262H238V263H240V264H245V263L246 264H253L254 263L253 262L254 259H252V257H250ZM107 257H108V255H107ZM151 257H153V258H151ZM197 257H200V258H197ZM208 257H210V255H208ZM260 257H263V256H260ZM17 258H19V257H17ZM41 258L40 259L38 258V259L42 260L40 263L43 264L44 262H43V259H41ZM204 258H206V257H204ZM214 258H211V259H214ZM19 259H21V258H19ZM72 259H74V258L72 257ZM84 259H86V258H84ZM94 259H96V258H94ZM94 259H92V260H94ZM238 259H240V258H238ZM153 260L155 262H153ZM63 261H61L60 263H62ZM65 261H69V259H66ZM105 261L108 262L107 259ZM201 261H203V262H201ZM213 261H215V260H213ZM236 261H238V260H234V263ZM250 261H252V262H250ZM71 262L73 263V261H71ZM71 262H70V264H72ZM91 262L95 263L93 261H91ZM91 262H90V264H91ZM255 262H257V261H255ZM60 263H58V264H60ZM103 263H105V262H103ZM211 263H213V262H210L209 264H211ZM82 264H88V262L82 263Z\"/></svg>",
	"mask_w": 264,
	"mask_h": 264
},
{
	"label": "rangeland",
	"instance_id": "rangeland-1",
	"mask_svg": "<svg viewBox=\"0 0 264 264\" xmlns=\"http://www.w3.org/2000/svg\"><path fill=\"white\" fill-rule=\"evenodd\" d=\"M143 2H140V3H142L143 5H141V7L140 8H145L146 9V5H148L147 7H150L151 5V8L153 7V5H155V4H157V5H159V6H162V7H165V6H167L166 8L168 9V8H172V7H176V10H174V11H176V12H174V15H172L171 16V18H174V19H170V22H172V24H173V22L174 23H176V24H174V26H176V25H178V26H180V27H177L178 29L180 28V30H181V32L183 33V35H187L188 33V31L193 27V25H192V27H191V22H192V24H196V25H194L195 27H199L200 26V24H198L196 21L195 22H193V21H191L192 19L190 18V9H189V7H188V2L186 3V1L185 0H176V1H174L173 0V2H172V0H161V1H159V0H156L157 2H154L155 4H152L153 2L152 1H155V0H149V1H145V0H142ZM144 1L146 2V5H144ZM171 1V2H170ZM180 1H182V2H180ZM184 1V2H183ZM203 1H205L206 2V0H203ZM208 1H210V3H212V2H214V0H208ZM218 1V0H217ZM256 2H258L257 0H255ZM204 2V3H205ZM261 2H262V0H260L258 3H260L261 4ZM150 3V4H149ZM172 3H173V5H172ZM209 3V4H210ZM216 2H214V3H212V4H215ZM219 3V2H218ZM163 4H165V5H163ZM167 4H169V5H167ZM176 4V5H175ZM208 4V5H209ZM215 5H219V4H215ZM139 6V5H138ZM179 6H180V8H179ZM210 6H212L211 4H210ZM220 6V5H219ZM218 6V7H219ZM217 7V6H216ZM217 7V9H213V13H215L216 14V12H214V11H217L218 10V12H219V8ZM229 7V6H228ZM233 7V6H232ZM135 8H137L136 6H135ZM139 8V9H140ZM178 8H179V10H178ZM214 8V7H213ZM229 8H231V7H229ZM133 9H134V7H133ZM132 9V10H133ZM145 9H141V10H145ZM148 9V8H147ZM185 9V10H184ZM189 9V10H188ZM231 9H233V8H231ZM138 10V9H137ZM141 10H140V12H141ZM178 10V11H177ZM134 11V10H133ZM136 12H138V11H136ZM217 12V13H218ZM180 13L182 14V15H180ZM185 13V14H184ZM177 14V15H176ZM144 15H146V14H144ZM179 16V17H178ZM186 16H187V18H186ZM180 18L181 19H183L182 21L180 20ZM190 18V19H189ZM178 19V20H177ZM187 20V21H186ZM181 21V22H180ZM182 22H183V24H182ZM171 24V23H170ZM197 24H198V26H197ZM181 25H183V29L185 30V31H187L186 30V28L188 29V31L187 32H185V33H187V34H185L184 33V30H182V28H181ZM189 26H190V28H189ZM202 26V25H201ZM186 27V28H185ZM193 29H194V27H193ZM202 30V28H198V31L199 30ZM67 36L68 35H70L71 33L70 32H68L67 31V33H65ZM111 35V34H110ZM79 40V39H78ZM81 41V40H80ZM89 41H92V40H89ZM74 43H78L77 41L76 42H74ZM80 43V42H79ZM86 43H88V42H86ZM90 43V42H89ZM93 43V42H92ZM91 44V43H90ZM90 44H88V45H90ZM94 45V44H93ZM90 46H92V45H90ZM34 75H35V73H33ZM32 74V75H33ZM21 75H23L22 76V78L23 79H25L26 80V83H25V80H23V90H21L22 89V87H21V91L19 90V93H23V94H21L18 98L19 99H22L23 98V95H25L24 96V98L21 100V102L18 100L17 101V99L15 100V101H17L16 103H18V105H17V107L15 106V104H13V105H11L13 102H15V101H13V99H12V101L11 100H5L6 101V104L7 105H4V107H6L7 106V108L9 107V108H11L10 107V105L11 106H13V107H15L16 109L14 110H12L11 109V115L9 114V117H7L8 116V114L6 115L5 114V116L4 117H7L6 118V120H5V118H1L0 119V122L1 121H6V122H8L7 124H5V128L7 127V129H9L8 131L9 132H5V130L6 129H2L3 130V132H5L6 134H9V135H7L8 137H7V139L6 140H3V141H0V142H6V144L5 145H7V146H5V145H1V144H4V143H1L0 145L2 146H0V148H4L5 147V149H8V151H9V155L10 154H13V152L11 151V150H9V148H10V146L12 145V148L13 149H16L17 147H19V146H21V142H17V141H22V143H24L25 141H27L28 139L30 140L31 139V137L35 140L34 142H36V140L38 139V138H36V137H34L35 135H39L40 134V132L42 133L41 134V136L42 135H44V133H45V137H44V139L46 138L49 142L48 143H46V142H44V143H46V144H44V145H46V146H41L43 149H41L40 150V152H37V150H39V148H37L36 149V151H35V149H33L31 152H29L31 149V147H30V145H28L27 144V142H29V141H27V142H25V146H29V150H27V148L26 147H24V145H22L24 148H23V150H27V151H23V150H21V151H23L22 153L21 152H18L20 155L18 156V154H17V152H15V154H13V155H15V157H5V156H2L1 154V156H2V158H8L9 160H5V161H3L2 162V160H4V159H2V160H0L1 161V163H0V174L2 175H4V176H7V179H5L6 177H4V176H1L0 178H1V180H0V182L3 180V181H5V180H10V179H12V178H14V173L16 174L15 175V178H16V180H18L17 181V183H16V180L15 179H13L14 181H11V183L9 184V182L8 183H6L5 182V184L1 187L0 186V189H2V188H4L3 189V191L1 190L0 191V197L1 198H3L4 197V199H0V201H4V202H2V207H5V205H7L8 203L10 204V205H12V202H18V201H21L22 202V204H23V206H25V205H30V207L31 208H35V207H37L38 206V202H40V201H52L53 199L55 200V201H60V200H62V199H64L65 197L66 198H71V199H76L77 201H79V200H82L83 199V201H85V203L87 204V203H89V206H92V207H90L91 209H92V211H94V213L92 212L91 214L89 213V215H87V213L86 214H84V213H82L83 215V217L82 218H84L85 216V221L83 220V222L82 223H85V225H87V224H89V227H87V229H83V231H82V233H73V235H71L70 233H68V235H67V232H66V227H64V226H67L68 224V226H70L71 224L73 225L74 223L73 222H69V221H75V220H70V218L72 219V218H74L75 217V214H73L74 215V217L72 216V214H71V216L72 217H70L69 218V215H67V214H69V213H67V211L69 212L70 210H66L65 211V214L67 215V218H69V221H68V219H66L67 220V222H66V220H65V214H63L62 216H60V218L61 217H64V218H62L63 220H60L59 219V217H57L58 215H61L62 213H64V212H61L62 211V209H64V205H60V207L59 206H56V207H59L60 209L57 211V210H55V212L53 211L54 209H52V211L55 213V215L56 214H58L57 216H56V218L58 219V220H60V224H62L64 221V223H63V229H64V231L65 232H58V235H55V234H57L55 231L52 233V234H54L55 235V237H54V239H52L53 241H55L56 239H58V237H60L61 239H63V241L60 239V242L62 241V242H67L68 240H69V242L68 243H72V244H74L75 246L78 244L81 248H79V249H77V250H79L80 252L78 253V251H76V248H73V246H71V244H68V243H61L62 244V246H61V248H59V246H57L58 244H59V242H57L56 244L54 243V242H52L53 243V245H52V243H51V245H49V246H53L54 248H55V250L57 249L58 250V248H59V252L57 251H55V255H52L53 254V251L52 250H54V249H50V248H52V247H50V248H47L46 247V252H47V249H49L48 251V254H51L53 257L54 256H60V255H56V253H60V254H62L61 253V251H60V249L62 250V252H63V248L62 247H64V249H66L67 250V252H69L70 254H68V253H66V254H68V255H70L69 257H68V255H66V257L64 258L63 257V254L61 255L63 258H61L62 260H60V262L61 261H63L65 264H70V262L71 261H73V263L72 264H82V263H86V262H88V264H90V262L91 261H93V262H95V263H92L91 262V264H111V262H112V259H111V261H109V257H112V255H113V253H114V250H112L111 248L113 247H111V246H108V245H112V244H110V243H114V245L116 244L117 245V247L120 245V244H125V246H124V244H123V247H132V246H128V242H130V241H128V240H130V239H135V240H138L137 238V234H138V236L139 235H142L143 237H145L144 239H146V237H149V239L152 237V236H147V235H150L151 234V231L148 233L147 232V230H148V228H146V226H145V224H149V222L151 221V220H149V219H153L152 221H154V220H157V219H154V217H157V218H160L161 216H165V223H164V225H163V218L161 219V221L162 222H158V221H160V220H157V221H155V225L157 226L158 224H160L159 226H161V224L163 225L162 227H163V229H165L167 226H166V222H167V220L168 221H171V220H173L172 218H176L177 217V220L179 221V223H183L184 224V226H186V227H188L189 225H191L192 223H194V219H196L197 217L198 218H201V217H204L205 219H208V217L209 218H211L212 217V221H214V222H221V223H223V222H225L226 221V219L227 220H229V222L231 221V220H234V221H231V223H233V224H231L233 227H235V226H237V227H235L237 230H235V231H230V233H226L225 235H227L226 236V238L229 240V242L231 241V243H229L228 242V240H226V242H228V244H229V246H230V248L231 249H229V250H232V252L231 251H229V252H231V253H236L235 255L236 256H233V257H235L236 259H231V260H228V261H233L232 262V264H235L236 262V264H240V263H238V262H242V260H244V257L245 256H250V255H253V256H250V257H252V259H254V263L253 264H264V251H263V249L262 248H260V244L259 243H256V242H260V241H262V242H264V237L262 236L263 234L262 233H264V224H263V218H264V206L261 204V203H263L264 204V176L262 177V175H264V173H260V171H259V174L257 173V171L256 170H258L257 168H255L256 170L254 171L253 169H254V167L253 166H257L258 168L259 167H261L262 168V172L264 171V166L263 165H261V166H259V165H255V163H252L253 162V159H255V160H259V159H261L260 161H259V163L261 162V161H263V158H264V156H259V154L261 155V154H263L264 155V153H261V152H256L255 150H257V151H263L264 152V149H262V150H259V149H256V148H260V147H262V148H264V146H262L263 144H264V142H257L258 140L260 141L261 139H264V136H263V133H264V128H263V126H264V124H261V126H262V128L261 127H259L261 130H262V133L260 132V130H259V128H257L258 126H260V125H258V124H260V123H262V121H264V120H261V122H260V120H258V122H260V123H258V122H256V123H258L257 125L258 126H254L255 124V122H253L254 120H252L251 122H252V124H254V125H251V129L250 130H253V129H255L254 127H256V129L255 130H259V131H257V132H259V133H256V131H250L247 127V129L248 130H246V128H243V129H245V131H243V129L241 130L240 128H236V129H234V131L232 130V133H234V132H237V131H235V130H241V131H243V132H241V131H238L239 133H244V132H246V131H248V132H250V133H248V134H250L249 135V137H251V138H249L248 139V137H244V135H245V133L242 135V134H240V135H242V137H244L245 138V140L246 141H244L245 143H242L241 144V142H242V139L240 138L239 140H240V142H238V145H240L241 144V147L243 148V147H248V146H250V147H254L253 149H255V150H253V151H255V153L258 155V158L256 159V155L253 153H251L252 154V156H249V155H251V154H247L248 152H246L245 153V151H244V149H240L239 147H236V144H234V146L236 147V148H238V149H240V151L238 150V149H236L235 147V149L233 148V146H231L230 144H231V142H234L235 140L233 139L235 136L237 137V135H236V133H235V136L233 135V138L231 137V136H229L230 134H228L227 135V132H224L223 130H225V131H228V129H227V126L224 128V126L225 125H228L229 124V122H230V119H228V118H226V117H222L221 115H219V116H216V122L214 123V122H212V123H214V125L216 124L217 126H215L216 128L214 129V131L212 132L211 131V126H214V125H212L211 123H210V125L209 126H206L207 124H209V122L210 121H207V122H204L207 118H212V117H200V120L202 121L203 119H205V120H203L202 122L203 123H207V124H205V126H206V128H208L211 132L210 133H208L206 130L204 131V128H202V126H203V123L200 121L199 122V119L198 118H196V121L195 122H191V123H189V125H191V124H198V125H202V126H199L198 128H197V125H195L196 126V128L197 129H203L202 131H204L205 133V135L204 134H199L200 136L201 135H204V136H199V137H197V136H193L196 132H194L195 130H191V129H189V125H187V126H189V127H183V125L182 124H180V122H184L185 123V121L187 122V120H192L191 119V117L189 118L188 117V119L186 118V117H184V118H182V117H180V118H182V119H175V120H177V121H174V122H176V123H174V122H172V124H171V122H170V124L168 123V122H164L165 124L166 123H168L170 126L168 127V124H166L167 125V129L166 130H169V131H165V134H167V135H172V136H175L176 138L177 137H179V139H182V137H186V140L183 138V142L182 141H180V142H182V143H185L186 142V144H179V141H176L178 144H179V146L178 147H171V146H167L168 144L165 142V141H168V142H170L169 140H172L170 143L171 144H174V145H177V144H175V140H177L175 137H168L167 135H165V139H167V140H164V138L162 137V134H160V133H163L164 131H163V129H164V127L166 126H163V127H161V131H163V132H159V129L157 130V132H159L158 134H160L161 135V140H163V141H160V136L158 135V134H156L155 135V133H156V131H155V129H157V128H159V126H157V128L156 127H154V128H151L152 126H149V125H145V124H143V123H147L148 124V122H146L147 120H146V117H145V119H143V118H140L139 116H138V118H136V120H146L145 122H142V121H140V122H142V124L143 125H139L140 124V122H139V120L138 121H136V122H138L139 124H137L135 121H133V120H135L134 118H135V116H137V115H133V114H131V115H133V116H131L130 117V119H129V117H126V123H125V127L124 128H126L125 130H123V129H119V128H122L123 126V121L122 120H120V117L118 116H113V119L112 118H109V119H112V120H114L115 122L114 123H112V124H118V123H116V121L118 120V122H120V124H121V126H119V128H118V125H117V128L119 129V130H122L121 132H119V133H122V134H118L117 135V129H115L114 130V132H113V129H112V126L114 127V125H109V123L107 122V121H104V122H102V121H100V122H98L97 120H99V118L102 116V117H104V112H107V114L108 115H110V116H112V115H114V114H110V112H113L112 111V109H110L111 111L109 112L106 108L107 107H111L112 108V106H114L115 105V103H116V106H114V108H117L116 109V111H118L119 113H121L122 114V111L121 110H123L124 108H123V106L127 109V105H132V102H130L131 100L129 99V101L127 102V101H125V99H122V97L120 96V99H118L117 100V102H112V100H110L109 102H108V100H107V98H110V97H107V96H109V95H105V94H107L108 92L106 91V92H104V91H102V92H104L105 94H103L105 97L103 98V95L101 96L103 99H102V101H101V99L99 98L100 97V95H98L99 97H97V95L96 94H98V92L95 94H92L93 95V97H95V98H99L98 100L96 99V100H94L95 102H92V103H90V105L92 106V108L94 107V108H96V106H97V109H94V111L92 110V108L91 109H89V108H87V106L89 105V103L88 102H86L87 100H85L84 101V103L86 102V104L88 103V105H86L85 104V106L81 103V102H77V104L79 105V104H82L83 105V107L84 108H86V110H88V111H86L85 109H82L83 111L85 110L86 112H84V115H83V117H86V116H88V115H86V113L87 112H89V113H87V114H91V115H89L88 117H93V115H94V118H95V115H99V114H101V115H99V117H98V119L96 120H93L92 122L93 123H91V122H88L90 119L89 118H85V120H82V119H80L81 117H79L80 116V114L83 112V111H81L80 109L81 108H83V107H76L78 110H79V112L81 111V113H79L78 111H76L77 109H75V111L76 112H78L79 113V115L78 116H76L75 114H78V113H76L75 111V113L73 112V113H71L70 114V108L69 109H66V110H62L61 108L62 107H60L59 106V104L57 105L56 103H58V102H62L63 103V101H64V103L65 104H67V103H69V98H71V100L73 101L74 100V105H76L77 106V104H75L76 103V101H78V100H76V99H80V97L79 96H77V97H60V96H58V97H56L57 98V100H58V98L60 99V98H62L63 99V101H55V99H53V100H51L49 97V94L52 96V97H54V96H56V94H54V93H51L50 91H47V93H46V88H44L43 89V91H42V89H40V91H42L43 93V95L46 93L47 94V97L49 98V100L47 99V98H45V99H47V100H43V98H44V96L43 95H41L39 92V89H38V84H40V80H36V78L35 77H31V76H29V73L27 74L28 75V77L29 78H35L34 79V81L33 80H31L30 82L32 83V85H29V84H31V83H29L28 82V77H27V75L26 74H21ZM33 75V76H34ZM35 76H37V75H35ZM38 79V78H37ZM251 79V78H250ZM251 81V80H250ZM249 80L247 81V82H249L248 84H251V82H250ZM253 82H255L254 80H253ZM34 83V84H33ZM257 83V82H256ZM252 84H254V83H252ZM21 85V84H20ZM36 85V86H35ZM28 87L30 88V89H28ZM41 87H43V85L41 86ZM24 88H26V89H24ZM45 91V92H44ZM66 91V90H65ZM31 92V93H30ZM133 92H135V91H133ZM264 92H262V93H259V94H257L258 95V97H259V99H261L262 97H263V94ZM52 94H54V95H52ZM82 94V93H81ZM81 94H80V96H81ZM91 96V94L90 93H86V97H90L89 95ZM100 94H102V93H100ZM110 94V93H109ZM135 95L137 94V92H135L134 93ZM84 96H85V94H83ZM22 96V97H21ZM26 96H28V97H26ZM41 96H43V97H41ZM134 96V95H133ZM136 96H138V95H136ZM21 97V98H20ZM46 97V96H45ZM125 96H123V98H124ZM127 97V96H126ZM147 97H149V98H151L150 96H147ZM39 98L41 99V100H39ZM81 98L83 99H85V97H83V96H81ZM92 97H90V99H88V101H93L92 99H91ZM94 98V99H95ZM106 98V101L108 102L106 105H110V106H106V108H105V105L104 104H102V106H101V108H98V107H100L99 105L101 104V102H105V99ZM114 101H116L115 100V98L114 97H111ZM255 98H257V97H255ZM15 99V98H14ZM82 99H80V101H82ZM122 99V100H121ZM127 99V100H128ZM132 99V98H131ZM151 99H153V101H155V99H154V97H152ZM150 99V100H151ZM24 100L26 101V102H24ZM31 100V101H30ZM32 100H34V101H32ZM38 100V101H37ZM51 100V101H50ZM104 100V101H103ZM258 100V99H257ZM45 101H47V102H45ZM100 102V103H98L99 105H97V103L96 102ZM120 101H122V103L120 102ZM20 102V103H19ZM30 102V103H29ZM36 102V103H35ZM56 102V103H55ZM110 102H112L111 104H109ZM257 102V101H256ZM8 103H11V104H8ZM35 103V104H34ZM39 103V105H37ZM49 103V104H48ZM64 103L63 104H61L62 106L64 105ZM71 103L72 102H70V104H67V105H65V108H66V106L67 107H72V106H74V105H71ZM126 104V105H123V104ZM131 103V104H130ZM152 103V102H151ZM5 104V103H4ZM27 104V105H26ZM122 104V105H121ZM9 105V106H8ZM30 105V106H29ZM32 105V106H31ZM47 105H49V106H47ZM69 105H71V106H69ZM89 105V107H91ZM257 105H259V106H257V109H259V108H261L260 110H262V112L264 111L263 109V107H264V97L262 98V100H260L259 101V103L257 104ZM21 106H23V107H21ZM79 106H81V105H79ZM121 108V110H118V108L119 107ZM132 106H136V105H132ZM259 107V108H258ZM6 108V109H7ZM50 108V109H49ZM105 108V109H104ZM263 108V109H262ZM22 109H26V110H22ZM29 109V110H28ZM64 109V108H63ZM73 108L71 109V110H74ZM109 109V108H108ZM126 109H124V110H126ZM3 110V109H2ZM41 111V112H39V111ZM51 110V111H50ZM101 110L103 111V113H101ZM7 111H9V109L7 110ZM12 111H14V112H12ZM19 111V112H18ZM65 111H67V112H65ZM10 112V111H9ZM52 112V113H51ZM258 112H260V111H258ZM12 113H14V114H12ZM17 113V114H16ZM24 113H26V114H28L26 117L24 116V115H26V114H24ZM41 113H43V115L41 114ZM113 113H116L115 111L113 112ZM119 113H116V114H119ZM133 113H135V112H133ZM23 114V117H25V118H23L24 119V121L23 120H21L22 118H20L21 116H19V115H22ZM34 114H35V116H34ZM51 114V116H49ZM83 114V113H82ZM115 114V115H116ZM39 115H41V116H39ZM75 117H74V116ZM259 115H260V113H259ZM258 115V116H259ZM15 116H17V117H15ZM72 116V118H70ZM109 116V117H110ZM27 117H35V118H37V120L35 119V118H32L31 120H33L34 119V121L36 120V122L39 120V122H37V123H34L35 125H38V126H28V122L29 121H27V123L25 122V120H26V118ZM43 117H44V119H43ZM55 117V118H54ZM60 117V118H59ZM61 117H63V118H61ZM74 117V118H73ZM77 117H79V118H77ZM82 117V118H83ZM132 117H133V120L132 121H130L131 119H132ZM260 117V116H259ZM259 117L258 118H256V120L257 119H259ZM15 118V120H13ZM49 118H51V119H49ZM105 118H107V117H105ZM118 118V119H117ZM122 118V117H121ZM149 118V117H148ZM193 118V117H192ZM195 118H193V119H195ZM214 118V117H213ZM224 119V121H222V119ZM225 118L226 119H228L227 121H225ZM262 118V117H261ZM67 119V120H66ZM86 119H88L87 120V122H86V124H85V121H86ZM104 119V118H103ZM123 119H125L124 117H123ZM151 119V118H150ZM149 119V120H150ZM186 119V120H185ZM12 122H11V121ZM53 120V121H52ZM102 120V119H101ZM108 120V119H107ZM112 120H110V121H112ZM129 120V121H128ZM152 120L154 121V122H157V123H161V121H157L154 117L152 118ZM179 120H181V121H179ZM183 120H185V121H183ZM198 120V121H197ZM210 120H214V119H210ZM220 120H221V122H223V123H220ZM42 121H43V123H42ZM50 121V122H49ZM91 121V120H90ZM164 121V120H163ZM163 121H162V123L161 124H163ZM167 121V120H166ZM179 121V122H178ZM6 122H2V123H6ZM197 122H199V123H197ZM2 123H0V124H2ZM24 123V124H23ZM26 123V124H25ZM29 123H31V122H29ZM88 123H91L90 125L91 126H85V125H87ZM94 123H96V124H94ZM102 123V124H101ZM103 123L105 124V125H103ZM179 123V124H178ZM65 124H67V125H65ZM75 124V125H74ZM82 124V125H81ZM100 124V125H99ZM119 124V125H120ZM152 124V122L150 123V125ZM161 124H159V125H161ZM173 124H175V125H177V127L175 128V129H177V131H175V129L173 128V127H171ZM224 124V126H222ZM2 125H4V124H2ZM2 125H0L1 126V128H4V126H2ZM7 125H9V126H7ZM53 125V126H52ZM153 125H157L156 123L154 124L153 123ZM23 126V127H22ZM46 126H50V127H46ZM84 126V127H83ZM99 128H97V127ZM105 126V127H104ZM130 126H132V127H130ZM254 126V127H253ZM15 127V128H14ZM18 127V128H17ZM25 127H28L27 129L25 128ZM41 127V128H40ZM57 127L59 128V129H57ZM63 127V128H62ZM67 129H66V128ZM89 127V128H88ZM102 127V128H101ZM232 127H234V126H232ZM21 128H23V129H21ZM34 128H36V129H34ZM38 128H40V129H38ZM50 128H52V130L50 131ZM149 128H151V129H149ZM193 128V127H192ZM205 128V129H206ZM214 127H212V129H213ZM219 128V129H218ZM10 129H12V130H10ZM19 129V130H18ZM25 129V130H24ZM62 129V130H61ZM79 129V130H78ZM82 129V130H81ZM85 129V130H84ZM107 129V130H106ZM193 129H195V128H193ZM2 130H0V133H2ZM26 130H28V131H26ZM31 130H33V131H31ZM77 130V131H76ZM155 132H154V131ZM192 131L191 133H194V134H189V133H187V134H189L188 136H186L187 134L186 133H184L185 135L184 136H182L183 135V131H186V132H190V131ZM208 130V131H209ZM58 132V134L56 133V132ZM61 131V132H60ZM67 131V132H66ZM93 131V132H92ZM97 131V132H96ZM105 131V132H104ZM126 131V132H125ZM149 131L151 132V131H153L152 133H153V135L154 136H152L151 134H150V136H152V137H150L152 140H150V138L149 139H144V138H146V136L149 134ZM196 131H198V130H196ZM219 131H220V133H222V132H224L226 135L224 136V135H221L220 137H221V139H219L218 137H219ZM222 131V132H221ZM33 132H35V133H33ZM49 132V133H48ZM53 132V133H52ZM84 132V134H82ZM86 132V133H85ZM124 132V133H123ZM198 132H200V131H198ZM5 133H2L3 135H1L2 136V138H0V140L1 139H5L4 138V136H5ZM36 133H38V134H36ZM90 133H92V134H90ZM99 133V134H98ZM101 133H103V134H101ZM130 133V134H129ZM143 133H145V135H144V137H143ZM146 133H148V134H146ZM171 133V134H170ZM224 133H222V134H224ZM228 133H230V131H228ZM238 133V134H239ZM247 133V132H246ZM33 134H35V135H33ZM53 134H56V135H53ZM62 134H64V135H62ZM77 134H79L80 136H78ZM115 134V135H114ZM136 134H138L139 135V137L136 139L135 137H136ZM207 134V135H206ZM257 134V135H256ZM29 135H31V137L29 136ZM53 135V136H52ZM82 135V136H81ZM96 135H98V136H96ZM99 135H102V136H100L99 137ZM178 135V136H177ZM190 135H191V137H190ZM258 135H262L261 137H260V139H259V137H257ZM11 136H13V137H15V138H13V137H11ZM25 136L27 137V138H25ZM40 136V135H39ZM38 136V137H39ZM54 136H56L55 138H54ZM59 136H61V137H59ZM70 136V137H69ZM84 136V137H83ZM94 136V137H93ZM108 136H110V137H108ZM117 137V138H115V137ZM246 136H247V134H246ZM255 136L257 137V138H255ZM6 137V136H5ZM10 137V139H9V142H7V140H8V138ZM30 137V138H29ZM62 137H65V138H62ZM67 137V138H66ZM127 137V138H126ZM128 137H130V138H128ZM141 137V138H140ZM154 137V138H153ZM193 138L192 140L191 139H189V138ZM207 137V138H206ZM211 137V138H210ZM222 137H223V139H224V137H225V139L226 138H228L227 140H229V137H231L230 139H233L234 141H230L229 140V144L227 143V145H225L226 144V141L227 140H222ZM238 137H241V136H238ZM237 137V138H238ZM41 138V137H40ZM121 138V139H120ZM158 138V139H157ZM175 138V140H173ZM195 138H196V140H195ZM200 138V139H199ZM215 138H217V139H215ZM247 138V139H246ZM254 138V139H253ZM13 139V140H12ZM19 139V140H18ZM22 139V140H21ZM24 139H26V140H24ZM41 139H43V138H41ZM55 139V140H54ZM69 139H71L70 141H69ZM82 139V140H81ZM101 139V140H100ZM129 139V140H128ZM204 139V140H203ZM207 139V140H206ZM257 141H256V140ZM14 140H17V141H14ZM32 140V139H31ZM39 140V139H38ZM37 140V141H38ZM58 140V141H57ZM62 140H64L65 142H63ZM110 140V141H109ZM111 140H115V141H117V143L116 142H114V141H111ZM144 140H146V141H144ZM221 140V141H220ZM244 140V139H243ZM248 140V141H247ZM13 142V143H11V142ZM41 141H44V140H41ZM66 141H68V142H66ZM96 141V142H95ZM127 141V142H126ZM142 141V142H141ZM155 141H160L159 143H156ZM194 142V141H196V142H194L195 144H192L191 142ZM222 141H225V142H222ZM254 141V142H253ZM262 141H264V140H262ZM57 142H60V143H58L57 144ZM84 142H88L87 144L86 143H84ZM124 142V143H123ZM162 142H165V144H163V146H165L166 144V146L165 147H163L162 146ZM228 142V141H227ZM235 142H237V141H235ZM255 142L257 143V144H255ZM56 143V144H55ZM66 143V144H65ZM77 145H76V144ZM92 143V144H91ZM99 143V144H98ZM105 143V144H104ZM114 143V144H113ZM219 143V144H218ZM240 143V144H239ZM260 143H262V145L260 144ZM30 144H32V142L30 143ZM36 144V143H35ZM43 145V142H41V143H38V145L37 146H40V145ZM110 144V145H109ZM202 144V145H201ZM243 144H245V146H242ZM49 145H51V147H49ZM61 145H64L63 147L61 146ZM86 145V146H85ZM90 145V146H89ZM161 145L162 146V148H164V149H162V148H160L159 146ZM174 145H172V146H174ZM188 145H190V146H188ZM198 145V146H197ZM220 145V146H219ZM259 145H260V147H259ZM4 146V147H3ZM31 146H33V145H31ZM79 146V147H78ZM103 148H102V147ZM108 146V147H107ZM143 146V148H141ZM191 146H193L194 148L195 147H197L196 149H192V147ZM208 147V148H205V149H203L204 147ZM8 147V148H7ZM34 148H35V146H33ZM78 149H77V148ZM97 147V148H96ZM156 147H157V149H156ZM170 148V149H168V148ZM181 147V148H180ZM200 147V148H199ZM220 148V149H218V148ZM227 147H229V148H227ZM250 147H248V148H250ZM256 147V148H255ZM11 148V149H12ZM50 148V149H49ZM60 148H62V149H60ZM89 148V149H88ZM92 148V149H91ZM111 148V149H110ZM123 148H125V149H123ZM146 148H149V149H146ZM153 148V149H152ZM158 148L160 149V150H158ZM171 148L173 149V150H171ZM178 148H180V149H178ZM215 148H216V150H215ZM231 148V149H230ZM18 149H21V148H17V150ZM46 149H48V150H46ZM54 149H56V150H54ZM83 149H85V150H83ZM101 149V150H100ZM113 149H115V150H113ZM119 151H118V150ZM162 149V150H161ZM226 149V150H225ZM251 150H249V153L252 151V148H250ZM261 149V148H260ZM51 150H53V151H51ZM64 150V151H63ZM82 150V152H80ZM96 150V151H95ZM156 150V151H155ZM171 150V151H170ZM174 150H176V151H174ZM182 150V151H181ZM185 150V151H184ZM190 150H192V151H190ZM212 150V151H211ZM224 150V151H223ZM248 150V149H247ZM0 151H3V150H1L0 149ZM18 151H20V150H18ZM41 151H43V152H41ZM68 151V152H67ZM72 151V152H71ZM76 151V152H75ZM87 151H89L88 153H86ZM112 151H114V152H116V154L114 153V152H112ZM169 151V152H168ZM219 151H222V153L221 152H219ZM227 151V152H226ZM252 151V152H253ZM11 152V153H10ZM36 152V153H35ZM47 152V153H46ZM50 152V154H48ZM64 152V153H63ZM67 152V153H66ZM101 152V153H100ZM106 154H105V153ZM133 152V153H132ZM137 152V153H136ZM145 152H147V153H145ZM167 152V153H166ZM186 152H188V153H186ZM190 152H192V153H190ZM204 152V153H203ZM231 152H233L232 154H230ZM237 152H239V153H237ZM241 152H244V153H241ZM6 153V152H5ZM5 153L3 154V155H5ZM38 153H40V154H42V155H40V154H38ZM54 153H56V154H54ZM66 153V154H65ZM97 153V154H96ZM112 153V154H111ZM114 153V154H113ZM160 153V154H159ZM174 153V154H173ZM179 153V154H178ZM218 153H221V154H218ZM225 153H229L228 155H226ZM234 153H236V154H234ZM35 154H38V155H35ZM53 154V155H52ZM87 154V155H86ZM163 154V155H162ZM166 154L168 155V156H166ZM178 154V155H177ZM205 154H207V155H205ZM214 154V155H213ZM222 154H224V155H222ZM244 154V155H243ZM6 155H8V154H6ZM46 155V156H45ZM48 155H50V156H48ZM69 155H71V156H69ZM111 155V156H110ZM115 155H117V156H115ZM145 155V156H144ZM162 155V156H161ZM209 155V156H208ZM225 156L226 158H224V157H222V158H220V156ZM230 155V156H229ZM234 155H237V156H234ZM241 155V156H240ZM16 156H18V157H16ZM30 156H32V157H30ZM33 156H35V157H33ZM38 156V157H37ZM42 156H44V158L42 157ZM75 156H77V157H75ZM80 156V157H79ZM120 156V157H119ZM132 156V158H130ZM141 156V157H140ZM157 156H159V157H157ZM175 156V157H174ZM204 156V157H203ZM211 156H214V157H211ZM37 157V158H36ZM55 157V158H54ZM124 157V158H123ZM206 157V158H205ZM230 157H231V159H230ZM249 157V158H248ZM251 157H254L253 159L251 158ZM260 157V158H259ZM262 157V158H261ZM1 158V157H0ZM14 158H17V159H14ZM28 158V159H27ZM36 158V159H35ZM40 158V159H39ZM42 158V159H41ZM74 160H72V159ZM86 158V159H85ZM121 158V160H119ZM130 158V159H129ZM138 158H139V160H138ZM150 158V159H149ZM164 158V159H163ZM187 158V159H186ZM189 158H191V159H189ZM195 158V159H194ZM210 158V159H209ZM212 158V159H211ZM218 158H220V159H218ZM228 158V159H227ZM240 158H242V159H240ZM12 159V160H11ZM25 159H27L26 161H25ZM44 159H47V160H44ZM98 159V160H97ZM126 159V160H125ZM136 159V160H135ZM153 159H155V161L153 160ZM171 159V160H170ZM178 159V160H177ZM21 160V161H20ZM34 160V161H33ZM114 160H117L118 162H114ZM151 160H153L152 162H151ZM158 160H160V161H158ZM164 160H166V161H164ZM172 160H175V161H172ZM189 160H191L190 162H189ZM202 160H204V161H202ZM230 160V161H229ZM234 160V161H233ZM237 160V161H236ZM246 160V161H245ZM254 160V162H256ZM16 161V162H15ZM25 161V162H24ZM200 161V162H199ZM216 161V162H215ZM232 161L234 162V163H232ZM241 161H243V162H241ZM35 162V163H34ZM136 162V163H135ZM139 162V163H138ZM143 162V163H142ZM160 162H161V164H160ZM168 162H170V164L168 163ZM176 162V163H175ZM218 162V163H217ZM220 162H222L221 163V165H223V167H221L220 166ZM223 162H225L224 164H223ZM235 162H237V163H235ZM248 162V163H247ZM7 163L9 164V165H7ZM12 165H11V164ZM33 163V164H32ZM88 163V164H87ZM117 163V164H116ZM135 163V164H134ZM165 163H167V165H164L163 166V164H165ZM228 163H230V164H228ZM245 163H247L246 165H245ZM250 163H252V166H250ZM258 163V162H257ZM258 163V164H259ZM14 164H18V165H14ZM21 164V165H20ZM41 164V165H40ZM90 164V165H89ZM105 164V165H104ZM142 164H144V166L142 165ZM151 164V165H150ZM154 164V165H153ZM155 164H157V165H155ZM160 164V165H159ZM195 164V165H194ZM206 164H208V165H206ZM217 164H219V165H217ZM260 164H263V162H261ZM98 165V166H97ZM101 165V166H100ZM108 165H110L111 167H109ZM153 165V166H152ZM190 165H192V166H190ZM198 165V166H197ZM211 165H212V167H211ZM229 165H232V166H230V167H228V169L229 170H231L232 168V170L231 171H229L228 172V169L226 168V166H229ZM235 165V166H234ZM87 166H89V167H87ZM113 166H115V168L113 167ZM127 166H128V168H127ZM132 166H134V167H132ZM160 168H159V167ZM172 166H174V167H172ZM234 166V167H233ZM245 168H244V167ZM9 167V168H8ZM15 167V168H14ZM25 167H29V168H27V169H25ZM42 167V168H41ZM96 167V168H95ZM119 167H121V168H119ZM163 167V168H162ZM215 167V168H214ZM225 167V168H224ZM238 167H241V168H238ZM98 168V169H97ZM100 168V169H99ZM110 170H113V171H110ZM123 168V169H122ZM131 168H133V169H131ZM159 168V169H158ZM189 168V169H188ZM212 168V169H211ZM10 169H12V170H10ZM17 169H19V170H17ZM54 169V170H53ZM59 169V170H58ZM95 169V170H94ZM155 169H157L156 171H155ZM162 169H165V170H162ZM171 170V171H169V170ZM197 169H198V171H197ZM220 169H221V171H220ZM225 169H227V171L225 170ZM239 169V170H238ZM2 170H3V172H2ZM14 170L16 171V172H14ZM28 170V171H27ZM93 170V171H92ZM130 170H131V172H130ZM149 170V171H148ZM244 170V171H243ZM250 170V171H249ZM4 171H6V173L4 172ZM63 171V172H62ZM92 171V173H90ZM118 171V172H117ZM127 171V173H125ZM160 173H159V172ZM224 171V172H223ZM225 171H226V174H225ZM240 171V172H239ZM247 171V172H246ZM10 172V173H9ZM28 172V173H27ZM68 172V173H67ZM76 172V173H75ZM78 172V173H77ZM106 172H107V174H106ZM110 172H112V173H110ZM130 172V173H129ZM134 172V173H133ZM137 172H138V174H137ZM150 172H152L155 176H153V174L152 173H150ZM167 172H169V173H167ZM228 172V173H227ZM20 173H21V175H20ZM47 173V174H46ZM52 173V174H51ZM87 173H89V174H87ZM97 173V174H96ZM98 173H99V175H98ZM116 173V174H115ZM121 173H124V174H121ZM132 173V174H131ZM167 173V174H166ZM197 173V174H196ZM215 173V174H214ZM240 173V174H239ZM242 173V174H241ZM244 173H247V174H244ZM13 176L12 178L10 177L11 175ZM24 174H27L26 176H30L29 178H32L31 180H33V181H31L29 178H27V177H25V175ZM33 174V175H32ZM41 174V175H40ZM76 174V175H75ZM96 174V175H95ZM152 174V175H151ZM165 174V175H164ZM201 174V175H200ZM220 174V175H219ZM255 174H257V175H255ZM23 175V176H22ZM57 175H58V177H57ZM66 175H68V176H66ZM112 175H114V176H112ZM119 175H121V176H119ZM139 176V177H137V176ZM168 175V176H167ZM172 177H170V176ZM215 177H214V176ZM221 175H223V176H221ZM235 175H237L236 177H234ZM243 175V176H242ZM251 176V177H249V176ZM16 176H18V178L16 177ZM37 176H39V177H37ZM49 176H51V177H49ZM66 176V177H65ZM81 176V177H80ZM88 176V177H87ZM123 176H124V178H123ZM153 176V177H152ZM165 176H167V177H165ZM174 176V177H173ZM202 176V177H201ZM213 176V177H212ZM217 176H219V177H217ZM242 176V177H241ZM245 176V177H244ZM261 176V177H260ZM34 177V178H33ZM48 177V178H47ZM56 179H55V178ZM61 177V178H60ZM64 177V178H63ZM87 177V178H86ZM121 177V178H120ZM145 177V178H144ZM151 177V178H150ZM155 177V178H154ZM189 177V178H188ZM232 177H234V179L232 178ZM248 177V178H247ZM22 178V179H21ZM131 178V179H130ZM153 178V179H152ZM161 178H163L164 180H162ZM205 178H207L206 180H205ZM223 178V179H222ZM231 178V179H230ZM246 178V179H245ZM263 178V179H262ZM52 179V180H51ZM55 179V180H54ZM63 179V180H62ZM120 179V180H119ZM132 181H130V180ZM137 179V180H136ZM141 179H143V180H141ZM166 179V180H165ZM175 179H178V181L177 180H175ZM188 179V180H187ZM212 179V180H211ZM221 179V180H220ZM243 179V181H241ZM253 179V180H252ZM260 180V182L259 183H257L259 180ZM56 180H60V181H56ZM116 180V181H115ZM119 180V181H118ZM124 180H127V181H124ZM159 180V181H158ZM174 180V181H173ZM216 180V181H215ZM232 180V181H231ZM239 180V181H238ZM247 180H249L248 182H247ZM26 181V182H25ZM28 181H30V183H34V185H32L33 187H35V188H33V187H31L30 185V183H28ZM39 181H41V182H39ZM120 182V181H122V183H124V184H119L118 182ZM145 181V182H144ZM169 183H168V182ZM171 181V182H170ZM173 181V182H172ZM193 181V182H192ZM235 181H238V182H235ZM262 181V182H261ZM20 182H22V183H20ZM37 182H39L38 184H40V185H37L36 183ZM43 182V184H41ZM45 182V183H44ZM153 182H155L156 184H154ZM158 182V183H157ZM174 182H175V184H174ZM176 182H178V183H176ZM213 182V183H212ZM216 182V183H215ZM244 182H247V183H244ZM13 183V184H12ZM62 183V184H61ZM85 183V184H84ZM100 183V184H99ZM105 183H107V185L105 184ZM126 183H128V184H126ZM145 183V184H144ZM241 183H243V184H241ZM256 183V184H255ZM21 184H24V185H21ZM36 184V185H35ZM53 184V185H52ZM75 184V185H74ZM81 184V185H80ZM165 184V185H164ZM170 184V185H169ZM185 184V186H187L188 185V187L187 188H189V187H192V186H199V187H197L195 190H193L194 192L192 193V195L190 196V197H187L186 199H183V200H180V202L179 201H172V203H171V201L169 200V202H165L166 200L164 199V195H166L167 193V196L171 193V194H173L174 192H176L175 190H173V189H177V188H175V186L177 187H179V186H182V185H184ZM196 184V185H195ZM232 184V185H231ZM255 184V185H254ZM258 184V185H257ZM262 184V185H261ZM29 185V186H28ZM52 185V186H51ZM68 185V186H67ZM94 185H96V186H94ZM106 185V186H105ZM118 186V188L120 189V192L119 193H116V192H118L119 191V189L115 192V191H112L111 190V188L113 189V190H115L116 188H117V186ZM162 185H163V187H162ZM173 185V186H172ZM217 185V186H216ZM221 185V186H220ZM225 185V186H224ZM231 185V186H230ZM244 185H246V187H244ZM17 186V187H16ZM22 186V187H21ZM37 186H39V187H37ZM90 186H92V187H90ZM94 186V187H93ZM108 186H110V187H108ZM113 186V187H112ZM142 186V187H141ZM150 186V187H149ZM210 186V187H209ZM233 186V187H232ZM48 187V188H47ZM82 187H84V189L86 190V192H84L85 190L84 189H82ZM99 187V188H98ZM122 187H126V188H130V189H128V191H126L125 193H126V195H125V197H124V199L126 198V196H128L127 197V199H129L128 201H127V205H125V207L124 208H122L121 210H119V211H114V212H110V213H105L106 215H102L101 214V212L99 211V209L98 210H96V208H98L99 206H101L102 205V201L103 200H101L100 202L97 200V202H96V199H95V201L94 202H96V203H99V204H96V205H99V206H97L96 208L94 207V203H93V201H91V199L92 200H94V198H96V197H98V196H96V197H94L96 194L97 195H100L102 192H104V191H102V190H105V189H108L109 188V191L111 192H114L115 193V195H114V193L112 194V195H110V196H112V197H110V196H108L109 194H106V192L108 193V191H106L105 190V194H106V196H105V198H103L104 197V193L103 194H101V195H103V196H99V199H106L107 197H109L108 198V200L107 201H109L110 200V198H113V197H118L117 198V200H115V201H118V199L120 198V197H122V196H120V194H125V193H123V191H125V190H121V188ZM161 187V188H160ZM164 187H166V194H162V196H163V198H161V197H159L160 195H161V190H159V189H163ZM168 187V188H167ZM223 187V188H222ZM244 187V188H243ZM255 187H257V188H255ZM263 187V188H262ZM8 188V189H7ZM76 188V189H75ZM98 188V189H97ZM104 188V189H103ZM124 188H122V189H124ZM149 188V189H148ZM153 188H159L158 189V193H160V194H158L157 192H156V190L154 191V190H152ZM173 188V189H172ZM186 187H184V186H182L181 188L179 187V189H177V191H181V189H184L183 191H185V190H187V191H189V190H192L191 188H189V190L187 189ZM192 188H194V187H192ZM249 188H251V189H249ZM91 189V190H90ZM133 189H135V190H133ZM137 189L138 190H140L141 192H139V191H137ZM165 189V188H164ZM163 189V190H164ZM170 189V190H169ZM197 189H199V190H197ZM206 189V190H205ZM222 190L220 193H222V195H219V193L217 194V192H219L218 190ZM17 190V191H16ZM127 190V189H126ZM162 190V191H163ZM169 190V191H168ZM172 190V191H171ZM214 190V191H213ZM233 190H234V192H233ZM244 190V191H243ZM253 190V191H252ZM28 191V192H27ZM38 191H40V192H38ZM45 192V194H43V192ZM60 191V192H59ZM63 191V192H62ZM68 191V192H67ZM79 191V192H78ZM99 191H102V192H99ZM121 191H122V193H121ZM130 191V192H129ZM133 191V194L131 193ZM135 191H137V194H135L136 192ZM208 191V192H207ZM213 191V192H212ZM16 192H18V194H16ZM33 192H37V193H33ZM59 192V193H58ZM66 192V193H65ZM71 192H73V193H71ZM135 192V193H134ZM143 192H144V195H142L143 194ZM151 192V193H150ZM154 192V193H153ZM155 192H156V195H155ZM192 192V191H191ZM198 192H200L199 194H197ZM212 192V193H211ZM216 192V194H213V193H215ZM233 192V193H232ZM257 192V193H256ZM3 193V194H2ZM35 194L34 196H32V198H30L31 197V195L32 194ZM50 193V194H49ZM68 193H70V194H68ZM94 193V194H93ZM99 193V194H98ZM147 193V194H146ZM205 193V194H204ZM207 193V194H206ZM249 193V194H248ZM254 193H256V194H254ZM259 193L261 194V195H259ZM5 194V195H4ZM48 194V195H47ZM55 194V195H54ZM76 194V195H75ZM78 194H80V195H78ZM91 194V195H90ZM132 194V195H131ZM141 194V195H140ZM1 195H4V196H1ZM26 195V196H25ZM50 195V196H49ZM68 195V196H67ZM72 195H74V196H72ZM117 195V196H116ZM134 195L136 196V197H134ZM140 195V196H139ZM151 195V196H150ZM152 195H154V196H152ZM194 195H196L195 197H194ZM201 195V196H200ZM248 195V196H247ZM252 195V196H251ZM257 195V196H256ZM23 196V197H22ZM26 198H25V197ZM42 196V197H41ZM59 196H61L60 198H59ZM82 196V197H81ZM84 196H87V197H85L84 198ZM144 196H146V197H144ZM155 196H158V197H156V198H158V199H156L155 198ZM199 196V197H198ZM213 196H215V197H213ZM218 196H220L219 198H218ZM232 196V197H231ZM234 196V197H233ZM251 196V197H250ZM11 199H10V198ZM14 197V198H13ZM58 199H57V198ZM151 197H153V198H151ZM245 197V198H244ZM7 198H9V199H7ZM17 198H20L21 200H19V199H17ZM26 200H25V199ZM62 198V199H61ZM87 198L89 199V200H87ZM132 198H134V199H132ZM144 198V199H143ZM146 198H148L149 199V201H148V199H146ZM212 198V199H211ZM223 198V199H222ZM225 198V199H224ZM227 198V199H226ZM243 200H242V199ZM13 199H15V200H13ZM29 199H32V200H29ZM33 199H35V200H33ZM41 199V200H40ZM50 199H52V200H50ZM114 199H116V198H114ZM122 199V198H121ZM142 199V200H141ZM160 199V200H159ZM194 199V200H193ZM221 199V200H220ZM7 200V201H6ZM12 200V201H11ZM40 200V201H39ZM131 200H133L132 202H131ZM145 200V201H144ZM156 200H158V201H156ZM165 200V201H164ZM186 200V201H185ZM203 200V201H202ZM207 200V201H206ZM234 200H235V202H234ZM11 201V202H10ZM38 201V202H37ZM72 201V200H71ZM112 201V200H111ZM168 201V200H167ZM185 201V203H183ZM222 201V202H221ZM224 201V202H223ZM226 201V202H225ZM232 201V202H231ZM237 201H238V203H237ZM253 201H255V202H253ZM257 201V202H256ZM7 204H6V203ZM36 202V203H35ZM112 202H114V201H112ZM131 202V203H130ZM145 202H148V203H145ZM155 202V203H154ZM165 202V203H164ZM175 202H179L178 204H176L175 205ZM187 202V203H186ZM193 203V204H191V203ZM214 202V203H213ZM239 202H241V203H239ZM258 202H260V203H258ZM24 203H26V204H24ZM31 203V204H30ZM35 205H33V204ZM142 203H144V204H142ZM211 203H212V205H211ZM223 203V204H222ZM253 205H252V204ZM4 204V205H3ZM14 204V203H13ZM40 204V203H39ZM93 204V205H92ZM139 204V205H138ZM146 204V205H145ZM181 204V205H180ZM220 204V205H219ZM88 205V204H87ZM148 205V206H147ZM156 205H158L157 207H156ZM168 205H170L169 207H168ZM178 205H180V206H178ZM256 205H258V206H256ZM260 205V206H259ZM7 206H9V205H7ZM34 206V207H33ZM62 206H64V207H62ZM103 209L105 208V206H107V204L106 205H104L103 204ZM176 206H178V207H180V208H178V207H176ZM207 206H209V207H207ZM234 206V207H233ZM25 207H29V206H25ZM86 207H88V206H86L85 205V207L83 206L82 208H86ZM146 207V208H145ZM149 207V208H148ZM156 207V208H155ZM168 208V210L167 211H165V209H167ZM230 207V208H229ZM51 208H54V207H51ZM66 208V207H65ZM153 208H155V209H153ZM160 208V209H159ZM179 210V211H181V212H176V211H178L177 209ZM206 208V209H205ZM213 208V209H212ZM43 209H47V207L46 208H42V210ZM58 209V208H57ZM95 209V210H94ZM139 209H141V210H139ZM144 209V210H143ZM151 210L152 212L151 213H153V214H151L150 215V213H148L149 211L148 210ZM157 209H159V210H157ZM211 209V210H210ZM47 210H49V209H47ZM83 210V209H82ZM107 211H108V209H106ZM131 210V211H130ZM172 210H175V212L174 211H172ZM224 210H226V211H224ZM241 210H243V211H241ZM64 211V210H63ZM84 211V210H83ZM88 210H86V212H87ZM99 212V214H101L102 216L101 217H97L96 216V214L97 215H99L98 214V212ZM121 211V212H120ZM128 211H130V213L128 212ZM136 212V213H134V212ZM170 211V213H172V214H170V213H168ZM185 211V212H184ZM188 213H187V212ZM219 211V213H217ZM222 211V212H221ZM241 211V212H240ZM40 212H41V210H39V209H37V210H35V213L37 214V218L34 220V221H32L33 223L30 225V227H28L27 229H29V230H24V228H23V231L24 232H20V239L21 240H23V241H21L20 240V243L21 244H23L22 245V247H20V248H18L17 249V252L18 253H15L14 255H16V256H14V258L13 259H17V260H21V261H25V262H32V264H41L40 262L42 261V260H39L41 257H40V255H41V253H39V254H37L36 252H31V251H34V250H37L39 247H36L39 243H38V241H35V240H38L37 238H40V232H41V230L44 228L45 230L44 231H47L48 230V235H51L50 234V232L49 231H53V229H61V227H57V226H55V225H57V223H58V220L57 219H55V220H57V222H56V224L54 225V227L55 228H53V225H52V223H51V226H49V227H51V228H53V229H51V228H49V229H47V228H45L46 226L48 227V225H50V221H47V220H49V219H51L52 217H48L49 219H47V216L45 217L46 219V221H45V223H44V217L42 218V216L43 215H51L52 214V216H54V213L52 212H50V213H46L45 212V210L43 211L44 213H46V214H42L43 212H41V214H40ZM58 212H60L61 214H59ZM85 212V211H84ZM88 212H90V211H88ZM133 212V213H132ZM183 212V213H182ZM192 212V213H191ZM194 212V213H193ZM228 212H231V213H228ZM251 212H252V214H251ZM34 213V214H35ZM74 213V212H73ZM103 213V212H102ZM126 213V214H125ZM155 213H158L157 215H159V216H157ZM160 213V214H159ZM178 213H180V214H178ZM211 213V214H210ZM214 213H216V214H214ZM238 213V214H237ZM245 213H247V214H245ZM93 214V215H92ZM120 214V215H119ZM128 214V215H127ZM144 214L146 215V216H144ZM169 214V215H168ZM181 214H188V215H190L191 217H189V216H187V215H181ZM215 216H214V215ZM240 214H243V215H240ZM255 214V215H254ZM115 215V216H114ZM128 216V217H126V216ZM168 215V216H167ZM235 215V216H234ZM237 215H239L238 217H237ZM105 216V217H104ZM183 216V217H182ZM189 217L188 219H186V217ZM243 216V217H242ZM249 216V217H248ZM35 217V216H34ZM39 217H41L42 219H40ZM55 217V216H54ZM53 217V218H54ZM90 217V218H89ZM104 217V218H103ZM130 217H132V218H130ZM142 217V218H141ZM167 217V218H166ZM184 217H185V219H184ZM220 217V218H219ZM224 217V218H223ZM129 218V220H127ZM181 218H183V220L181 219ZM204 218H202V219H204ZM236 218H238V219H236ZM243 218V219H242ZM252 218V219H251ZM75 219V218H74ZM94 219H96L98 222H96ZM140 220V221H138L137 222V220ZM142 219H144V220H142ZM217 219V220H216ZM220 219V220H219ZM236 219V220H235ZM241 221H240V220ZM38 220V221H37ZM55 220H53L52 219V222H54ZM126 220V221H125ZM149 220V222H147V223H145L144 221H148ZM196 220H199V219H196ZM201 220V219H200ZM245 220H247V221H245ZM42 221V222H41ZM63 221V222H62ZM90 221H92V223L90 222ZM116 221H118V222H116ZM120 221V222H119ZM127 221H129V222H127ZM254 221H256V222H254ZM259 221V223H257ZM46 222H47V224H46ZM69 222V223H68ZM89 222V223H88ZM96 222V223H95ZM174 222H177V221H172V223H174ZM228 222V221H227ZM228 222V223H229ZM239 222V223H238ZM253 223V225L252 224H250V223ZM36 224V225H33V224ZM65 223H68V224H65ZM79 222H77L76 224H78ZM82 223H80V224H82ZM99 223H101V224H99ZM118 223V224H117ZM124 223V224H123ZM153 225H154V223L153 222H151ZM150 223V225L149 226H147V227H150V226H152L151 228H154V230H155V228H156V226H153L152 224ZM158 223V224H157ZM170 222H168V224H169ZM221 223H216V224H218V225H216L217 227H219L220 225H221ZM236 223V224H235ZM122 224V225H121ZM138 224H139V226H138ZM167 224V225H168ZM189 224V225H188ZM238 224V225H237ZM244 224H246V225H244ZM249 224V225H248ZM92 225H95V226H92ZM120 225V226H119ZM126 225V226H125ZM130 225V226H129ZM142 225H144V226H142ZM239 225H243V226H239ZM38 226V227H37ZM41 226V227H40ZM43 226V227H42ZM45 226V227H44ZM58 226H61V225H58ZM83 226H84V224H83ZM122 226H124V227H122ZM170 228H172L171 227V225H168ZM172 226H174V225H172ZM246 226V227H245ZM113 227H116V228H113ZM158 227V226H157ZM169 227L168 228H166V229H169ZM255 227V228H254ZM262 227V228H261ZM30 228H32V229H30ZM35 228V229H34ZM42 228V229H41ZM71 228V227H70ZM107 228V230H104V229H106ZM108 228H110L111 230H109ZM119 228H122L121 230L119 229ZM125 228H127V229H125ZM131 228V229H130ZM136 228V229H135ZM221 228V227H220ZM51 229V230H50ZM130 229V230H129ZM135 230V231H133V230ZM150 229V228H149ZM160 229H162L161 227H160ZM239 229V230H238ZM68 230H69V228H68ZM101 230V231H100ZM138 230V231H137ZM142 230V231H141ZM145 230V231H144ZM170 231H171V229H169ZM242 230H244V232H243V234H241V231ZM22 231V230H21ZM59 231H62V230H59ZM71 231H72V229H71ZM149 231V230H148ZM156 231H158V230H156ZM258 232V234H257V232ZM95 232V233H94ZM134 232V233H133ZM152 232H154L153 230H152ZM22 233V234H21ZM42 233V232H41ZM44 233V232H43ZM85 233V234H84ZM142 233V234H141ZM231 233H233V234H231ZM245 233V234H244ZM37 235V234H39L38 236L39 237H35V238H32V239H35V240H33L32 242H37L36 244L35 243H32V244H35L34 246H35V248H37V249H35L33 246L31 247V245H29V244H27V243H31V242H28L29 240L28 239H31L30 238V236L32 235ZM98 234V235H97ZM124 235L125 236V238L123 237V243H122V240H121V235ZM152 234H154V233H152ZM238 234V235H237ZM252 234V235H251ZM24 235V236H23ZM28 235V236H27ZM42 235H46V234H41V237L43 238L44 236H42ZM69 235H70V237H73V239L71 238V241H70V237H69ZM91 235V236H90ZM95 235V236H94ZM188 237H190V238H188L189 240V242L187 241V242H185L186 240H184V242H183V247L184 248H186L187 250H189V249H192L193 247H195L196 248V246H197V238H196V236H189L188 234H186ZM240 235V236H239ZM259 236V240H255V239H252L251 237H254V236ZM57 236V237H56ZM78 236V237H77ZM83 236V237H82ZM89 236V237H88ZM93 236V237H92ZM130 236V237H129ZM142 236H140V237H142ZM187 236L184 238V239H187ZM231 236V237H230ZM248 236V237H247ZM49 238H52V236H48ZM106 237H109V239H112L111 241H113V242H110V241H107L108 239L106 238ZM111 237V238H110ZM137 237V238H136ZM153 237L155 238V236L153 235ZM191 237L193 238H195L194 240H195V242H193L192 240H190L191 239ZM17 239L18 237H14L13 236V240H15V239ZM22 238H25V239H22ZM82 238H84V239H82ZM92 238V239H91ZM153 238V239H154ZM225 238V237H224ZM233 238V239H232ZM243 238V239H242ZM31 239V240H32ZM43 239H48V238H43ZM101 239V240H100ZM118 239V240H117ZM126 239H128L126 242H124ZM132 240V241H135V240ZM242 239V240H241ZM248 239V240H247ZM46 240H44V241H46ZM49 240V239H48ZM51 240V241H52ZM72 240H73V242H72ZM90 240H92V241H90ZM98 240V241H97ZM141 240V239H140ZM143 240V239H142ZM151 240V239H150ZM179 240V239H178ZM238 240H240V241H238ZM244 240V241H243ZM24 241H26V242H24ZM40 241V243L42 242L43 243V241L42 240H39ZM50 240L49 241H46V242H44V244H46V243H49V242H51ZM81 241V242H80ZM88 241H90V242H88ZM106 243H104V242ZM118 241V242H117ZM152 241V240H151ZM151 241H149V242H151ZM154 241H155V243H151V244H156L157 246H164L165 244H167L168 246H169V248H171L172 246H176V245H178L179 244V246H180V244L181 243H177V242H173L174 244L175 243H177L176 245H172L171 243L169 244V243H164V244H158V243H161L160 242V240H159V242H157V240L156 239H154ZM235 241V242H234ZM254 241V243H252ZM98 242H100V243H98ZM102 242V243H101ZM146 243L148 242V240H146L145 241ZM148 242V243H149ZM153 242V241H152ZM179 242V241H178ZM193 242V243H192ZM197 242V243H196ZM246 242V243H245ZM42 243H41V246H43L42 245ZM83 243V244H82ZM131 243V242H130ZM133 243H136L137 244V246H141V248H143L142 246H144V247H146L147 249H148V247H150V246H148L147 247V244H144V242H141V241H139L138 240V242L137 241H135V242H133ZM26 244H27V246H26ZM61 244H59V245H61ZM119 244V245H118ZM136 244L134 245L135 246V248L137 247L136 246ZM139 244V245H138ZM151 244H149V245H151ZM184 244L186 245V246H184ZM187 244H189V245H187ZM227 244V245H228ZM259 244V247H257V245ZM48 245V244H47ZM47 245H44V246H47ZM57 247H55V246ZM115 245V246H116ZM132 245V244H131ZM172 245V246H171ZM194 245V246H193ZM199 245V247L197 246V249L198 248H201L202 249V247H203V244H201V243H199L198 244ZM201 245V246H200ZM246 245V246H245ZM251 245H253L252 247H250ZM79 246H77V248L79 247ZM115 246L113 247L114 249H115ZM155 246V245H154ZM168 246H165V248H168ZM206 246H208V244H206L205 245V248H206ZM245 246V247H244ZM255 246V247H254ZM24 247H26V248H24ZM29 247H31V251L29 250ZM90 247H92V248H90ZM123 247H121V248H123ZM189 247H192V248H189ZM215 247V246H214ZM237 247V248H236ZM99 248H101V249H99ZM138 249L140 252H143L142 251V249ZM152 248V247H151ZM150 248V249H151ZM154 248H156V247H154ZM157 248H161V247H157ZM175 248V247H174ZM216 248V247H215ZM250 248V249H249ZM257 248H259V250L257 249ZM25 249H28V250H25ZM40 250L42 249H44V247H42V248H39ZM38 249V251H40ZM110 249L112 250V251H110ZM117 249V248H116ZM129 249H131V248H129ZM145 249V248H144ZM208 249H210L209 248V246H208V248L207 249H202V252H200V253H205V255H204V257H206V258H204V257H201L202 259H203V261L204 260H208L209 259V261L210 262H216V263H218L220 260H222V259H220L219 257H218V255L219 254H222L223 252H221V251H215V249H213L215 252H213L212 250H209L208 251ZM242 249V250H241ZM65 250V251H66ZM73 250H75L76 252H73ZM106 250V251H105ZM136 250V249H135ZM134 250V251H135ZM152 250V249H151ZM156 250V249H155ZM155 250H153L152 251V253H150V254H153L154 252H155ZM164 250H167V249H164ZM170 250V249H169ZM195 249H193V251H194ZM238 250V251H237ZM253 250H255V251H253ZM22 251H24V252H22ZM50 251H52V252H50ZM64 251V252H65ZM73 253H72V252ZM100 251V252H99ZM145 251H147V250H145ZM145 251H144V253H145ZM196 251V250H195ZM201 251V250H200ZM211 251V252H210ZM227 251V252H228ZM263 251V252H262ZM31 254H30V253ZM44 251H42V253H43ZM63 252V253H64ZM103 252V253H102ZM149 252H151L150 250H149ZM158 252H159V250H156V255L158 254ZM161 252H164V251H160L159 253H161ZM188 252H190V250L188 251ZM213 252V253H212ZM228 252V253H229ZM241 252V253H240ZM244 252V253H243ZM259 252H261V253H259ZM20 253V254H19ZM25 255H24V254ZM28 253V254H27ZM35 253H36V255H35ZM74 253H78L77 255L76 254H74ZM84 253H85V255H84ZM107 253V254H106ZM110 253V254H109ZM190 253H192V252H190ZM207 253H209L208 255H210V257L211 258H214V256L213 255H215L216 257L214 258V259H211L210 257H208V255H207ZM249 253V254H248ZM263 253V254H262ZM44 254V253H43ZM42 254V256H45V258L48 256L49 257V259H50V261L51 262H53V260L55 259V258H53V260H51V258H50V256L51 255H48L47 253H45L44 255ZM112 254V255H111ZM140 254H142V256L144 257V258H146V256L148 257V255H150V254H143V253H140ZM164 254H167V252H164ZM188 254V253H187ZM193 254V253H192ZM213 254V255H212ZM259 254V255H258ZM18 255H21L22 257H20V256H18ZM31 255V256H30ZM72 255V256H71ZM73 255H76L77 257H75V256H73ZM86 255H88V256H86ZM94 255H96L95 257H94ZM107 255H108V257H107ZM111 255V256H110ZM144 255H146V256H144ZM155 254H154V256L153 257H155L156 256ZM160 255V254H159ZM168 255V254H167ZM194 256L196 255V254H193ZM225 254H222V257H224V258H226L225 256H224ZM227 255H230V254H227ZM232 255V254H231ZM239 255V256H238ZM60 256V257H61ZM162 255H160V257H161ZM164 256V255H163ZM169 256V255H168ZM188 256H190V255H188ZM201 256H203V255H201ZM259 256V257H258ZM260 256H263V257H260ZM17 257H19V258H21V259H19V258H17ZM34 257V258H33ZM56 257V258H57ZM59 257V258H60ZM72 257L74 258V259H72ZM91 257V258H90ZM153 257H151V258H153ZM160 257H158V256H156V258H154L155 260L156 259H158L159 258V260L156 262V263H160V261L162 262V263H166L167 262V264H169L168 263V261H164V259H162V258H160ZM221 257V256H220ZM242 257V258H241ZM39 258V259H38ZM76 258V259H75ZM78 258V259H77ZM84 258H86V259H84ZM94 258H96V259H94ZM149 258V257H148ZM197 258H200V257H197ZM238 258H240V259H238ZM246 258V257H245ZM27 259V260H26ZM41 259H43V262L45 261V262H47V260H44V257H42ZM66 259H69V261H65ZM92 259H94V260H92ZM108 260V262L107 261H105V260ZM228 259V258H227ZM247 259L248 260H250L249 259V257H247ZM55 260H57V259H55ZM83 260V261H82ZM91 260V261H90ZM200 260V259H199ZM198 260V261H199ZM213 260H215V261H213ZM219 260V261H218ZM234 260H238V261H236L235 263H234ZM248 260H244V261H246V263H248L247 261ZM49 261V260H48ZM49 261V262H50ZM80 261V262H79ZM86 261V262H85ZM105 262V263H103V262ZM203 261H201V262H203ZM255 261H257V262H255ZM42 262V263H43ZM45 262L43 263V264H45ZM48 262V263H49ZM56 262V261H55ZM54 262V263H55ZM60 262H56V264H58V263H60ZM60 263V264H64V263ZM97 262V263H96ZM153 262H155L154 260H153ZM200 262V261H199ZM209 262V263H210ZM250 262H252V261H250ZM206 263V262H205ZM209 263H207V264H209ZM213 263H211V264H213ZM216 263H214V264H216ZM243 263V262H242ZM245 263V264H246ZM198 264H204V263H198ZM231 264V263H230Z\"/></svg>",
	"mask_w": 264,
	"mask_h": 264
},
{
	"label": "crops",
	"instance_id": "crops-1",
	"mask_svg": "<svg viewBox=\"0 0 264 264\" xmlns=\"http://www.w3.org/2000/svg\"><path fill=\"white\" fill-rule=\"evenodd\" d=\"M72 201H73V200H72ZM75 201H76V202H72V203L69 204V205L72 207V208L70 207L71 210H72L73 208H75V204L77 205V207H79V206L81 207V206H82V205L77 204V203H82V202H80V201H82V200H79V201L75 200ZM69 202H71V201H69ZM73 204H74V205H73ZM69 205H68V206H69ZM68 206H67V207H68ZM73 206H74V207H73ZM77 207H76V210H77V211L80 210V209H77ZM68 208H69V207H68ZM70 209H69V210H70ZM81 209H82V207H81ZM80 211H82V210H80ZM73 212H74V211H73ZM79 213H80V212H78L77 214H79ZM80 214H81V213H80ZM75 217H76V214H75ZM76 219H78V218L76 217V218L73 219V220L78 221V220H76ZM80 220H81V217L79 216V222H81ZM75 224H76V223H75ZM75 224H73V225H75ZM76 226H78L77 228H79V226H81V224L78 223V225H76ZM84 226H85L84 229H87V228H86L87 226H86V225H84ZM65 227H66V226H65ZM70 227H73V226H70ZM74 227H75V226H74ZM67 228H68V227H67ZM80 228H81V227H80ZM81 229H82V228H81ZM74 230L77 231L78 229L75 228ZM74 230H72V231H74ZM79 230H80V229H79ZM66 231H67V230H66ZM70 231H71V230H68L67 232H70ZM76 231H74V232H75V233H82V230H81V231H78V232H76Z\"/></svg>",
	"mask_w": 264,
	"mask_h": 264
}]
</instances>
